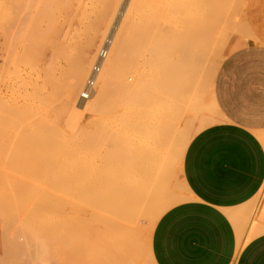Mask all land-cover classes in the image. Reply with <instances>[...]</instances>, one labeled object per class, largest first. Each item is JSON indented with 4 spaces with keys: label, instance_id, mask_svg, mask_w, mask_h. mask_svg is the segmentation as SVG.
Instances as JSON below:
<instances>
[{
    "label": "bare ground",
    "instance_id": "bare-ground-1",
    "mask_svg": "<svg viewBox=\"0 0 264 264\" xmlns=\"http://www.w3.org/2000/svg\"><path fill=\"white\" fill-rule=\"evenodd\" d=\"M54 1L56 4H61L62 6H64V8L66 10L69 11V9L71 8V6H75V5H72V1L70 0H52ZM86 1L88 0H76V4H77V7H85L83 5L86 4ZM90 1V0H89ZM231 1L232 0H198V3L199 4V7H195L197 8L196 10L192 7V6H189V4L193 5L195 4L193 2V0H178L176 1V5L179 6V9L181 11H184V13L187 15L188 17V20H186L184 23H178L177 21L175 22L174 21V18L172 17H166L164 18L162 15V17H159V19L155 20V23H151V20H148L147 23H145V29H144V33H143V40H144V61H145V68L142 70H138L136 72H134L132 75H129V76H124V78L122 79V81L120 80L119 83H118V80H117V84L120 86V88H122L123 90V94L121 96V100L119 98V101L120 103H118L119 101L118 98H116V101L114 103H116L114 109H116L115 111V114L114 119L113 121V126H116L115 127V133L117 132L118 134L117 135H122V136H126V131L125 132H122L124 130L125 127L129 126L130 125V122H134L136 120H142L144 123V127H143V131L147 134L149 131V127H151V122L156 120L158 117H160V112L163 111V109H166L168 113L171 114V108L168 109L165 104L166 102L168 103V101H173V100H168L169 98H172L176 95H184V98L187 97L186 95L191 91V89H196V87H194V84L196 83L197 79H196V76L198 75V70L200 68H198L197 66V61H199L200 58H202V55H205V59L207 61V66H206V70H205V74L208 76V87H209V92L207 94H209L206 99V111H204L202 109V95H200V92L198 93L197 95V99L189 106H186L184 110H182L181 112V115H179V120L181 122L178 121V134L179 138L181 136H185L183 135L182 131L184 129L185 131V127L184 126H189L191 125L192 128H188L187 130L189 129H192L193 132H195L196 130V127L198 128V122L201 121V116L203 115V119L204 120V124L207 126V128H210L211 126L213 125H217V124H220V123H224L226 122V118L225 116L223 115V113L221 112V110L219 109L218 105H217V102H216V98H215V92H214V83H215V78H216V74L218 72V69L222 63V61L228 56L230 55L232 52H234L235 50L239 49L240 47H245L244 45L247 44V43H250L252 40H253V36L251 34V32L249 31V26L247 27L246 23L243 25V23L245 21L240 22V19H238V16L237 15H233L232 13V16H230V11H231V8L232 5L231 4ZM234 3H235V7H234V13H239L240 9L242 6H245V2H247L246 0H233ZM257 1V0H256ZM8 2V1H7ZM51 3L52 4H55V3ZM100 2V1H99ZM141 0H103V2L101 3V5H98L96 8H98V17L95 15V17L97 18V20L94 18V21L95 23H93L91 25V31L89 32L90 35L87 37V39H85L83 42V44H80L82 45L80 47L81 49V54L79 55V57H73L71 56L70 57V54L72 53V49H75L73 48V46L70 47L72 48L70 50V54L67 55L66 54V51H64L65 49L64 48H61L64 49L62 50V52L58 53V55L62 56V58H64V60H66L67 58V61H68V64H66L69 68H70V72L69 74H64V73H68L69 70L65 71L63 70V73L64 75H61V73L59 74L58 73V77L56 75H54L56 72V70H52V75L50 74V76L46 75L48 77V80H46L47 78H45L44 80V83L46 81H49L51 82L50 84L53 86V82H55L56 80H53V79H56L55 77H57V79L61 76L65 77L64 80L69 78V81L66 80V82L68 83L67 85V88L65 87L66 89V92H63L65 95V100L62 101V103H64L68 108H70L69 110H71L73 113L74 116H73V119H75L77 116L81 119V120H84V115L85 112H93L95 111V109H97L98 107H100V105H102V103H105L103 101H105V97L107 95V89L109 88L111 82H112V78H115L114 76V73H115V70L119 67L118 66V63L120 61V59L122 58V55L123 53L125 52V50L127 49V45H128V39H130L131 37L134 38V30H133V25H134V21L135 19L137 18V15H138V6L140 4ZM9 3V2H8ZM174 3V2H173ZM174 3V4H175ZM98 4V3H97ZM166 4V3H165ZM263 4V3H262ZM10 5V4H8ZM18 4H16L17 6ZM92 5V4H91ZM5 6H6V3H5ZM15 6V7H16ZM54 6V5H52ZM52 6L50 7L52 9ZM96 6V5H95ZM147 6V5H146ZM166 6V5H165ZM174 6V5H173ZM198 6V5H197ZM250 6V5H249ZM7 7V6H6ZM9 7V6H8ZM7 7V8H8ZM12 7V6H11ZM21 7V6H20ZM19 6L13 10L11 9L12 11L10 12V8L7 9V8H2L4 10V13L3 16L6 15V18H5V24H6V19L8 17L9 14H11V16H13V13H18L17 16L15 17V14H14V17L13 19L15 20L16 24L14 23V20L13 22L11 21V17L9 19L8 17V20H10V23L13 25H11L10 23H8L6 26L3 25V28H2V32H3V41L0 43V45L2 46V59H3V63L1 64L0 66V169L2 167V169H5L3 168L6 167L7 168V164L5 162H3V155L6 156L8 151L10 150V144H9V140L11 139V143L13 141L14 143V146L16 145V148L15 150L17 151V147L18 146H21L22 145L24 147H20V150L18 152H21L20 156L23 158L25 157L23 161V159H18L20 164L22 165H26V167L28 166L29 168H35L36 170L38 169H41V170H45L46 169V172L48 171V168L51 172H54V170L58 169V167H60L62 164V169H58V172L59 173H63L64 174V171H65V167L63 166L64 165V162L65 160L67 159V157L62 154L63 152H67L69 150L66 151V148L64 151H62V153L58 154L60 152V150L56 151L55 148H52L53 146H49V140L53 141L55 143V139L52 138L53 136H55L56 132L58 133V131H55L54 129H52L53 127L56 128L57 130V126L55 127L51 124H48L50 121L48 120H51L52 116H51V113H50V109L49 107H53L54 104H51L49 101L53 100V102H57V101H54L55 99H53V97L57 98L59 97V95L61 94L60 93V87H59V84L57 83L59 81H56V88H58V92L60 93L58 96H53L52 94H56L57 91H54L55 89L52 87L51 89V95L53 96L51 98V100L48 98V102L53 105V106H49L46 105V100H47V96L44 95V97H42V99H44L45 101V105L46 108L44 105V107L41 105V103L43 102H40L41 99L40 97L43 95V93L41 94V92L43 91V88L45 86H42L44 83L42 81L43 84H41V88L38 89L39 87H37L38 83L36 81L35 83V80H36V77L33 79L34 82L33 84H31L32 88H34V90L37 92L39 91L40 93H35V91H31L33 94H38L40 97H38V95H34V96H37L38 100L32 98V94L30 92L27 93L28 90H26V92H22V90H20L19 92H21V94H25L26 96L29 94L31 95V97L28 95L29 97V100L31 98V101H27L28 102V105L24 106L23 105V100H22V105L25 107H23V109L25 110L23 113L24 115L22 116L23 113H21L22 110L21 107H20V104L19 106H17L16 104V101L10 97V99H12L13 101V106L11 104H9L8 102V99H7V93L9 92V86H8V83H7V76H8V68H10V65L8 61V59H10V52L11 50L13 49L12 47L9 48V44L11 46L12 44V41H8V37H9V34L11 33L10 36H12V39H13V42H15V45H16V50L19 52L21 51L24 47V43H23V35L29 37L27 33L24 34V31H25V20H27V17L28 16V19L29 18V15L28 13H23V11H20L18 10L20 8ZM48 7V6H47ZM119 7V8H118ZM14 8V7H13ZM63 8V7H62ZM75 8V7H74ZM73 8V9H74ZM171 8V7H170ZM244 8V7H243ZM247 8V7H246ZM49 9V8H48ZM50 9V10H51ZM64 9V10H65ZM72 9V10H73ZM178 9V10H179ZM40 10V9H39ZM81 10V8H80ZM79 10V12H80ZM246 10V9H245ZM15 11V12H14ZM54 11V10H52ZM74 11L76 12V10L74 9ZM85 11V10H84ZM1 12V11H0ZM32 12V11H31ZM44 12V11H43ZM72 12V11H71ZM78 12V11H77ZM87 12V11H86ZM92 12V11H91ZM90 12V13H91ZM243 12V11H242ZM240 12V13H242ZM246 12V11H245ZM3 13V12H2ZM30 13V12H29ZM45 13V12H44ZM50 13V12H49ZM69 13V12H68ZM74 13V12H73ZM89 13V12H88ZM172 13V12H170ZM179 13V12H178ZM239 13V14H240ZM247 13V12H246ZM27 14V15H26ZM32 14V13H31ZM38 14L40 15V12L37 13V18H38ZM51 14V13H50ZM67 13L64 14V16L66 15ZM81 14V13H79ZM83 15L84 12L82 13ZM92 14V13H91ZM96 14V13H95ZM176 14V13H175ZM184 14V15H185ZM243 14V13H242ZM35 16V14H32ZM31 15V16H32ZM43 15V13H42ZM47 15L46 17H48V12H46V14H44V16ZM55 15V14H54ZM54 15H51V18L52 20L54 19ZM59 16V14H57ZM70 15V14H69ZM88 15V14H87ZM173 15V14H172ZM2 16V17H3ZM10 16V15H9ZM30 16V17H31ZM43 16V17H44ZM68 16V15H67ZM93 16H94V13H93ZM183 16V15H182ZM40 17V16H39ZM45 17V18H46ZM63 17V16H62ZM66 17V16H65ZM82 17V15H81ZM86 17V16H85ZM85 17H84V20H85ZM245 17V16H244ZM35 18V17H34ZM42 18V17H41ZM58 18V17H57ZM67 18V17H66ZM83 18V17H82ZM91 18V17H90ZM40 18H38L39 20ZM50 19V18H49ZM150 19V18H149ZM155 19V18H154ZM34 19H32L33 21ZM44 20V18L42 19ZM48 20V19H46ZM56 20V19H54ZM53 20V22H54ZM176 20V19H175ZM264 20V19H263ZM30 21V20H28ZM31 21V23H32ZM88 21V20H87ZM3 22V21H2ZM41 23H43L42 21H40ZM49 23L51 21H48ZM59 22V21H58ZM63 22V21H62ZM61 22V23H62ZM247 22V21H246ZM4 23H1V24H4ZM34 23H36L34 21ZM33 23V25H35ZM38 25H39V22L37 21ZM52 23V22H51ZM50 23V24H51ZM65 23H66V20H65ZM63 23V24H65ZM84 23V22H83ZM11 25V26H8V25ZM29 24V23H27ZM86 24V23H85ZM250 24V23H249ZM36 25V26H38ZM46 25H47V22H46ZM59 25V24H58ZM62 25V24H61ZM60 25V26H61ZM72 25V24H71ZM83 25V24H82ZM243 25V26H242ZM1 26V25H0ZM27 26V25H26ZM49 26V25H47ZM59 26V27H60ZM245 26V31H247V33L241 29V27H244ZM2 27V26H1ZM0 27V28H1ZM31 27V25H30ZM28 27V30H32L34 29L33 26L32 28ZM51 27V25L49 26V28ZM64 27V26H63ZM62 27V28H63ZM69 27V26H68ZM75 27V26H74ZM89 27V26H88ZM44 28V27H43ZM66 28V27H64ZM90 28V27H89ZM88 28V29H89ZM249 28V29H248ZM252 28V26H251ZM36 29L38 30V27H36ZM48 29V27H47ZM69 29H71L69 27ZM76 29V28H75ZM40 30V28H39ZM50 30H52V34H53V37H57V22L55 21L54 23H52V27L50 28ZM62 31V29H59V31ZM72 30V29H71ZM81 30V29H80ZM240 30H243L242 33H240L241 31ZM43 31H46L45 28L43 29ZM69 31V30H68ZM67 31V32H68ZM84 31V30H83ZM26 32V31H25ZM31 32V31H30ZM33 32V31H32ZM40 32V31H39ZM82 32V31H81ZM254 32V31H253ZM37 33V32H36ZM41 33V32H40ZM43 33V32H42ZM51 33V32H50ZM83 33V32H82ZM245 34V37L243 36ZM27 34V35H26ZM32 34V33H31ZM62 34V33H61ZM60 34V36H61ZM69 34V33H68ZM72 34V33H71ZM81 34V33H80ZM85 34V32H84ZM243 34V35H242ZM41 35H44L41 34ZM39 35V36H41ZM46 35V33H45ZM44 35V37H45ZM48 35V34H47ZM46 35V36H47ZM63 35V34H62ZM67 35V33L65 34ZM83 35V34H82ZM172 35H177L178 36V39H176L175 41H170L168 40L170 37H172ZM254 35V34H253ZM24 36V37H25ZM68 36V35H67ZM65 36V37H67ZM70 36V34H69ZM33 37V36H32ZM43 37V36H42ZM74 37V36H73ZM82 37V36H81ZM80 37V38H81ZM85 37V36H84ZM174 37V36H173ZM34 38V37H33ZM38 38V37H37ZM58 38V37H57ZM62 38V37H61ZM75 38V37H74ZM77 38V37H76ZM131 38V39H132ZM176 38V37H175ZM174 38V39H175ZM44 39V38H43ZM42 39V40H43ZM46 39V38H45ZM60 39V38H59ZM68 39V37L66 38ZM10 40H11V37H10ZM34 40V39H33ZM37 40V39H36ZM52 40V39H51ZM28 41V40H27ZM62 41V40H61ZM66 41V40H65ZM67 41H70V40H67ZM82 40H80L81 42ZM55 42H56V39H55ZM78 42V41H77ZM39 43V42H37ZM36 43V44H37ZM42 43V42H41ZM50 43V49H51V45L52 43ZM69 43V42H68ZM67 43V44H68ZM14 44V43H13ZM12 44V45H13ZM43 44V43H42ZM56 44H60V43H56ZM67 44H64V46L66 47ZM14 45V46H15ZM39 45V44H37ZM48 45V44H47ZM54 45V43H53ZM255 45V44H253ZM258 45V44H257ZM26 46V44H25ZM42 46V45H40ZM56 45H54L55 47ZM33 47V46H32ZM43 47V46H42ZM41 47V48H42ZM44 47H47L46 45H44ZM59 49V45L57 46ZM75 47V46H74ZM14 48V49H15ZM38 48V47H37ZM68 48V46H67ZM11 49V50H10ZM13 49V51H14ZM25 50L27 49L26 47L24 48ZM45 49V48H44ZM48 49V48H46ZM48 49V50H50ZM78 49V48H77ZM10 50V51H9ZM15 50V51H16ZM43 50V49H42ZM41 50V52H42ZM56 50V49H54ZM69 50V49H68ZM76 50V49H75ZM74 50V52H75ZM79 50V49H78ZM14 51V53H15ZM24 51V50H22ZM28 51V50H27ZM27 51H26V56H27ZM38 51V50H37ZM44 51V50H43ZM80 51V50H79ZM143 51V50H142ZM53 52V51H52ZM55 52V51H54ZM59 52V51H58ZM65 52V53H64ZM77 52V51H76ZM25 56V53L22 52ZM33 53L35 55V51L33 50ZM38 53V52H37ZM36 53V54H37ZM236 53V52H235ZM31 54V52H30ZM45 54V52L43 53ZM48 54V53H47ZM15 55V54H13ZM21 55V53H20ZM19 55V56H20ZM41 55V54H40ZM51 55V54H50ZM54 56H56L57 58V55H55L53 53ZM9 56V58H8ZM22 56V55H21ZM20 56V57H21ZM33 56V55H32ZM36 56V55H35ZM34 56V58H35ZM47 56V55H46ZM45 56V57H46ZM77 56V55H76ZM28 57V56H27ZM31 57V56H30ZM41 57V56H40ZM50 59L52 58L51 56H49ZM22 58V57H21ZM29 58V57H28ZM44 58V57H43ZM55 58V57H53ZM76 58V59H75ZM204 58V57H203ZM32 59V58H30ZM69 59V60H68ZM43 60V59H42ZM47 60V59H46ZM53 59H51L52 61ZM55 60V59H54ZM57 60V59H56ZM40 61V59H39ZM65 61V62H67ZM201 61H203L201 59ZM9 62V63H8ZM33 62V61H32ZM19 63V62H18ZM25 63V62H24ZM31 63V62H30ZM48 63V62H47ZM46 63V65H47ZM53 63H56V61H54ZM60 64V62H58ZM22 64V63H21ZM29 64V63H28ZM9 65V66H8ZM30 65V64H29ZM35 65V63L33 64ZM32 65V66H33ZM52 65V62L51 64ZM55 66V64H53ZM204 65V63H203ZM16 66V64H15ZM25 66V65H24ZM28 66V65H27ZM41 66V65H40ZM53 66V67H54ZM63 66V65H62ZM65 66V65H64ZM120 66V64H119ZM135 66V65H134ZM17 67V66H16ZM29 67V66H28ZM51 67V68H53ZM61 68L59 70H62L63 67H61L60 65H58V68ZM39 68V67H38ZM42 68V67H41ZM56 68V66H55ZM140 68V67H139ZM198 68V69H197ZM24 70V67L22 68ZM34 69V66L33 68ZM57 69V68H56ZM67 69V67H66ZM205 69V68H204ZM10 70V69H9ZM31 69H29L30 71ZM38 70V69H36ZM40 70V69H39ZM44 70V68H43ZM46 70V69H45ZM58 70V69H57ZM201 70H202V67H201ZM41 71V70H40ZM47 71V70H46ZM45 71V72H46ZM20 72V71H19ZM26 71H24L23 73H25ZM28 72V71H27ZM26 72V75L28 77V73ZM31 72V71H30ZM50 72V71H49ZM55 72V73H53ZM60 72V71H59ZM22 73V74H23ZM37 73V72H36ZM20 74V73H19ZM30 74V73H29ZM45 74H48L45 73ZM202 74V72H201ZM25 75V76H26ZM70 75V76H69ZM41 76V75H40ZM39 76V77H40ZM69 76V77H68ZM33 76H31V74L29 75V78H31ZM43 77V76H42ZM63 77L62 80H63ZM118 77V75H117ZM123 77V76H122ZM10 78V77H9ZM30 82L32 83L31 79H29ZM53 78V79H52ZM198 78V77H197ZM200 78V77H199ZM20 79L22 80L21 83H18L19 86H21V84L27 86L28 87H31V86H28V82L25 81L24 77V82H23V79H22V76L20 74V77L18 78V80L20 81ZM37 79L38 76H37ZM41 79V77H40ZM118 79V78H117ZM204 79V78H203ZM206 79V78H205ZM204 79V80H205ZM52 80V81H51ZM114 80V79H113ZM116 80V79H115ZM13 81V80H12ZM206 81V80H205ZM9 82V81H8ZM41 81H39L40 83ZM61 82L60 84H63L62 82L63 81H59ZM26 83V84H25ZM48 82L45 83V85H48L47 84ZM115 85H116V81L114 82ZM202 83V82H201ZM65 84V83H64ZM63 84V85H64ZM205 84V82H204ZM203 84V85H204ZM12 85V84H11ZM30 85V84H29ZM40 85V84H39ZM197 85H199L197 83ZM16 88H18L19 86H17L15 84ZM23 86V87H25ZM34 86V87H33ZM61 86V85H60ZM66 86V84H65ZM114 86V84L112 85ZM118 86V87H119ZM205 86V85H204ZM205 86V87H207ZM22 87V86H21ZM22 87V88H23ZM43 87V88H42ZM48 87V86H46ZM64 87V86H63ZM62 86L61 88L64 89ZM111 87V86H110ZM200 87V86H199ZM31 88V90H32ZM120 88H117L118 90ZM19 89V88H18ZM207 89V88H206ZM24 90V91H25ZM49 90V89H47ZM46 90V93H48V91ZM118 90L116 92H118ZM121 90V89H120ZM200 90V89H199ZM16 91H18L16 89ZM45 91V89H44ZM193 91V90H192ZM203 91V89H202ZM113 92V91H112ZM120 92V93H121ZM111 93V92H110ZM14 94V93H13ZM45 94V93H44ZM58 94V93H57ZM117 94V93H116ZM192 94V93H191ZM197 94V93H196ZM47 95V94H46ZM189 95V94H188ZM63 96V95H62ZM117 96V95H116ZM108 97V96H107ZM106 97V98H107ZM110 97V96H109ZM113 97V96H112ZM115 98V97H114ZM176 98V97H174ZM183 97L181 96V99ZM183 98V99H184ZM190 98V96H189ZM9 99V100H10ZM59 99V98H58ZM57 99V100H58ZM61 99V97H60ZM59 99V100H60ZM63 99V98H62ZM113 99V98H112ZM111 99V100H112ZM173 99V98H172ZM180 99V98H179ZM180 99V100H181ZM182 99V100H183ZM187 99V98H186ZM109 100V98H108ZM115 100V99H113ZM175 100V99H174ZM11 101V102H12ZM26 101V99L24 100ZM110 101V100H109ZM185 101V100H183ZM52 102V101H51ZM59 102V101H58ZM112 102V101H111ZM175 102V101H174ZM186 102V101H185ZM189 102V100L187 101ZM19 103H20V100H19ZM61 104V102H59ZM184 103V102H183ZM205 103V101H204ZM26 104V103H25ZM56 104V103H55ZM170 104V103H169ZM175 104V103H173ZM185 104V103H184ZM11 105L13 109V112L16 110L17 111V107H18V110H20L18 112V114H20V117H21V120L23 121L22 123L24 124V126H22L21 123H18L17 125V128L15 127L14 129H17L18 132L16 131V134L13 132L12 134L15 136H13L14 138H16V136H18L16 139H14L13 137L11 136H8L9 133L7 132V126H8V123L6 124V113L9 112L12 108L9 106ZM15 105V106H14ZM21 105V106H22ZM58 105V104H57ZM105 105V104H104ZM113 104L111 103V106ZM28 106L29 109L31 110H34L36 113L38 111V114H39V118L37 119H32L30 121H32L31 123L29 122L28 119H31V117H29V113L28 112V108H26ZM61 106V105H60ZM60 106H57V108L59 107L61 109ZM63 106V105H62ZM103 106V105H102ZM101 106V107H102ZM185 106V105H184ZM11 109H10V108ZM20 107V109H19ZM108 107V106H107ZM113 107V106H112ZM117 107V108H116ZM170 107V105L168 106ZM173 107V105H172ZM178 107V106H177ZM56 108V107H55ZM59 108L58 109H52L57 112H55L57 115V118H59V113H63V112H58L59 111ZM110 108V107H109ZM27 109V110H26ZM48 109V110H47ZM99 109V108H98ZM102 109V108H101ZM31 110L29 112H31ZM51 110V111H52ZM64 110V107L61 111ZM67 110V109H66ZM109 110V109H108ZM111 110V109H110ZM27 111V112H26ZM100 111V110H99ZM98 111V112H99ZM11 112V111H10ZM15 112V113H17ZM26 112V113H25ZM109 112V111H108ZM31 113H33V115L31 114V116H33L34 118L36 117V114L32 111ZM65 113V111H64ZM63 113V114H64ZM70 113V111L68 112ZM95 113V112H94ZM101 113V112H100ZM106 113V112H105ZM104 113V114H105ZM202 113V114H201ZM27 114V115H25ZM62 114V115H63ZM162 114V113H161ZM9 116H11L10 114H8ZM16 115V114H15ZM164 115V114H163ZM162 115V116H163ZM167 115V114H166ZM28 118H26V117ZM56 116V115H55ZM64 116V115H63ZM71 116V115H70ZM69 115L67 116V118L65 119L67 122H68V117H70ZM76 116V117H75ZM16 117V116H15ZM75 117V118H74ZM174 118V115L172 116ZM14 118V117H13ZM24 118L27 119V123L28 124H25L24 120L22 119ZM51 118V119H50ZM65 118V117H64ZM72 118V116H71ZM168 118V116H167ZM172 118V119H173ZM176 118V117H175ZM199 118H201L200 120H198ZM43 121L47 119V122H43L42 125H40L39 123H36L34 121H40L42 120ZM80 119H76V120H80ZM165 119V118H164ZM56 121L54 122L53 120V123L55 124L57 122V119H55ZM97 120V119H96ZM95 120V122H96ZM104 120V118H103ZM168 120V119H167ZM178 120V119H177ZM60 121V120H59ZM58 121V122H59ZM64 121V120H63ZM72 121V120H71ZM75 121V120H74ZM73 121V122H74ZM157 121V120H156ZM155 121V123H156ZM165 121V120H163ZM17 122V120H16ZM57 122V124H58ZM70 122V120H69ZM108 122H112V121H108ZM139 122V121H138ZM137 122V123H138ZM169 122V121H168ZM173 122V121H172ZM46 123L48 124V127L45 126ZM51 123V122H50ZM66 123V122H65ZM87 123V122H86ZM100 123V122H99ZM164 123V122H163ZM162 123V124H163ZM21 124L22 127H19L21 129H18V126ZM39 124V127L42 128L41 131L43 130V125H44V129H46L45 127H47V129L50 127V129L52 130L51 132H54L53 136L51 137H40L38 135H35L38 131H40L39 127L37 126ZM91 124V122H90ZM92 124H95V123H92ZM140 124V123H139ZM203 124V125H204ZM12 125V124H11ZM16 125V124H15ZM36 125V127H35ZM51 125V126H50ZM61 125V123L59 124ZM66 125V124H65ZM67 125H70V123ZM66 125V126H67ZM72 125V123H71ZM96 125V124H95ZM101 125H103V127L105 126L104 123H102ZM169 125V123L167 124V126ZM98 126V124L96 125ZM95 126V127H96ZM109 126V125H108ZM120 126V127H118ZM134 126V125H133ZM172 126V125H171ZM170 125L168 127H164V132H170L171 130V127ZM13 127V126H12ZM38 127V128H37ZM52 127V128H51ZM61 127V126H60ZM76 127V126H74ZM92 127V126H91ZM90 127V128H91ZM94 127V126H93ZM111 127V126H110ZM152 127L153 124H152ZM161 127V126H160ZM201 127H205V126H201ZM68 128V126H67ZM70 128H73V126H70ZM88 128V127H87ZM97 128V127H96ZM108 128V127H107ZM128 128V127H127ZM200 128V127H199ZM206 128V129H207ZM46 129V130H47ZM48 129V130H50ZM78 129V128H77ZM92 129V128H91ZM99 129L100 128V125H99ZM106 129V128H105ZM113 129V128H110L109 131ZM142 129V128H141ZM152 129V128H151ZM162 129V128H161ZM201 129V128H200ZM87 131H89V129H86ZM94 130V129H93ZM140 130V129H139ZM163 130V129H162ZM173 130V129H172ZM176 130V129H175ZM202 130V129H201ZM19 131H22V132H19ZM80 131V128L79 130ZM81 131L84 133L85 131V128H84V131H83V128L81 129ZM96 131V130H95ZM99 132H101L100 130H98ZM104 131V130H103ZM107 131V130H106ZM129 131V130H128ZM141 131V130H140ZM158 131V130H157ZM46 131L44 130L43 133H45ZM50 132V131H49ZM49 132H47L49 134ZM50 132V134H51ZM76 132V131H75ZM81 132V133H82ZM105 132V131H104ZM130 132V131H129ZM132 132V131H131ZM137 132V131H135ZM189 133L191 131H188ZM199 132V131H198ZM8 133V134H7ZM18 133V134H17ZM20 133H22V135H20ZM44 134V136H46V134ZM62 133V132H61ZM80 133V132H77V134ZM86 133V132H85ZM84 133V134H85ZM94 133V132H93ZM92 133V134H93ZM111 133V132H110ZM128 133V132H127ZM144 133V134H145ZM155 133V132H154ZM161 133V132H160ZM11 134V133H10ZM25 134V136L23 135ZM51 134V135H52ZM75 133H73L74 135ZM75 134V136L77 135ZM90 134V133H89ZM113 134V133H112ZM136 134V133H135ZM134 134V135H135ZM150 134V132H149ZM152 134V132H151ZM192 134V133H191ZM65 135V134H64ZM82 135V134H81ZM88 135V133H87ZM87 135H86V138H87ZM96 135V133H95ZM93 135V136H95ZM103 135V134H102ZM101 135V136H102ZM130 135V134H129ZM153 137H154V134H152ZM256 135L259 137V139L263 142L264 144V131H258L256 132ZM22 136H24V138H22ZM57 136V135H56ZM68 136V135H66ZM65 136V137H66ZM97 136V135H96ZM98 136H99V133H98ZM100 136V137H101ZM104 136V135H103ZM110 136V135H109ZM136 136V135H135ZM143 136V134H142ZM157 136V135H156ZM168 136V135H167ZM175 136V135H174ZM177 136V135H176ZM21 139H18L20 138ZM59 137V136H57ZM56 137V138H57ZM63 137V133L61 134V137L59 139H62ZM70 137V135H69ZM73 137V136H72ZM90 137V136H88ZM92 137V136H91ZM100 137H97V138H100ZM107 136H105L104 138H106ZM130 137V136H129ZM139 137V135H138ZM141 137V136H140ZM145 137V136H144ZM148 137V136H147ZM152 137V136H151ZM159 137V136H158ZM49 138V140H48ZM83 138V137H82ZM85 138V139H86ZM94 139H97L95 137H93ZM111 138V137H110ZM119 138V137H118ZM126 138V137H125ZM132 138V136H131ZM136 138V137H135ZM169 138V137H168ZM167 138V139H168ZM191 138V137H190ZM21 140L20 142H22L21 145H19V143L15 144L14 140ZM23 139V140H22ZM53 139V140H52ZM58 139V138H57ZM66 139H69L68 137ZM72 139V138H71ZM91 139V138H90ZM162 139V137H161ZM172 139H173V136H172ZM55 140V141H54ZM63 140H65L63 138ZM70 140V139H69ZM73 140V139H72ZM77 140V139H76ZM79 140V139H78ZM89 140V139H88ZM92 140V139H91ZM100 140V139H99ZM98 140V141H99ZM111 140V139H110ZM114 140V139H112ZM119 140V139H117ZM124 140V139H122ZM138 140L137 138L133 141H136ZM148 139L143 140L145 142L148 143L147 141ZM183 140V139H182ZM62 141V140H60ZM68 140H66L67 142ZM100 141H103L102 138ZM99 141V142H100ZM160 141V140H159ZM157 141V143L159 142ZM173 141V140H172ZM177 141V139H176ZM186 141V140H185ZM189 141V140H188ZM18 142V141H17ZM52 142L51 145H53L54 143ZM71 141L67 142V143H70ZM73 142V141H72ZM72 142H71V145H72ZM87 142V141H85ZM121 141H114V143H120ZM150 142V140H149ZM155 142V141H154ZM152 142V143H154ZM161 142V141H160ZM62 143H65L62 142ZM62 143H60V147L63 145ZM75 143V141H74ZM73 143V144H74ZM91 143V142H90ZM89 143V144H90ZM96 143V142H95ZM129 143V142H128ZM136 143V142H135ZM163 143V142H162ZM171 143V142H170ZM79 143L77 142V144H74V145H78ZM85 144V143H84ZM82 144V146L84 145ZM94 144V143H93ZM98 144V143H97ZM102 144V143H101ZM121 144V143H120ZM140 144V143H139ZM142 144V143H141ZM164 144V143H163ZM172 144V143H171ZM189 144V142H188ZM57 145V144H56ZM65 145V144H64ZM71 145L69 147H71ZM73 145V146H74ZM81 145V143H80ZM80 145L76 146L77 148L78 147H81ZM117 145V144H116ZM122 145V144H121ZM126 145V144H125ZM132 145V144H131ZM143 145V144H142ZM141 145V146H142ZM144 145H146L145 147V152L143 153H132V152H129L131 150L128 151V153H124L122 151H119L121 149H115V148H112L113 151H114V155L111 153V155L109 154L108 152V149H107V152H108V159L111 160L112 158H114L113 160H111V162L108 164V161H104V162H107L108 165H106V168L105 165L103 164L104 162L102 161V158L103 156H101L102 154H100L101 152L99 151L98 154H96V158L94 156H92V158L90 159L91 162H87L86 160H88L87 158L84 160H82L83 156H81V160H79L78 158V161L77 159L76 160H72V158H77L78 156L77 155H73V157L71 156H68L70 158V160L74 161V164L71 163L70 160L66 161L65 162V165L69 166V168L72 169V171L75 169L77 171H79V175H76V172H75V176L74 178L73 175L74 174H69V168L66 167V170L68 171V173H66L65 175H71L70 176V179H77L75 177L78 176V179L82 178V176H80V172L81 171H85V168L88 167V164L89 166L92 165L93 168H96L98 171L96 172L97 175H96V178L94 182H96V186L94 185V192H91V193H94V194H91L89 195L88 193V196L87 194L86 195V198L84 199L85 200V203L86 202H98V201H101V202H113V203H116L117 205H112L111 203L108 204V205H105L107 209H112V210H120V213L118 211L119 214H125L127 215L126 217L129 218L130 217V222L131 221H134L138 224H140V228L139 230H137L135 233H128L126 236H124L122 239H125L126 242L124 243H120V235L124 234L123 231L120 232V231H117L116 230V227H125L126 229H128L129 226L125 225V221H121V222H118L116 223V221H113V222H110L109 225L105 226L103 225L102 227H99V223H98V227L96 226V228L94 227L93 229H91L89 232L90 233H87V229L86 232L84 230L85 233H83V237L86 239L89 237L90 234H94V233H98L103 235V236H111L113 237L115 240L116 239V236L119 235V240L118 241V237H117V248L118 250H120V256L122 257L123 256V253L125 254V260L126 262H128V264H156L155 262V259H154V256H153V252H152V235H153V231H154V228L156 226V223L158 222V220L160 219V217L166 212L168 211L169 209H172V207L176 206V205H179V204H182V203H185V202H188V201H191V200H194V197H193V194L192 192L190 191L185 179H184V174H183V171H175V170H172V171H169V170H163L161 169V166L162 165H166L168 164V161H167V158L168 157H175L174 155H176V153H174V150H172L171 148V151L173 153H167L166 150H165V153L161 152L163 149L162 148H165L167 146H164L163 147L161 146L160 150L159 149V146L158 144L154 145V146H150L151 145V142L149 145H147L146 143H144ZM182 145V144H181ZM186 145V144H185ZM183 145V146H185ZM59 146V145H58ZM66 146V145H65ZM90 146V145H89ZM88 145H86V147H89ZM94 146V145H92ZM101 146V145H100ZM120 146V145H119ZM118 146V147H119ZM50 147V148H49ZM55 147V146H54ZM64 147V146H63ZM96 147H99V146H96ZM104 147V146H103ZM102 147V148H103ZM130 147V146H129ZM186 147V146H185ZM59 148V147H58ZM62 148V147H61ZM68 148V147H67ZM75 148V146H74ZM90 148V147H89ZM88 148V149H89ZM105 148V147H104ZM103 148V149H104ZM132 148V146H131ZM130 148V149H131ZM179 148V147H177ZM49 149H55L54 151L57 152L56 154L58 155H64L62 158L63 160L59 161L55 158H58V155L55 156L54 153L55 152H52L53 150H50L49 152ZM63 149V148H62ZM79 149V148H78ZM101 149V148H100ZM133 149V148H132ZM136 149V148H135ZM169 149V148H168ZM176 149V148H175ZM76 150V149H75ZM81 150V149H80ZM84 150V149H83ZM86 150V149H85ZM92 150H93V147H92ZM95 150V148H94ZM106 150V149H105ZM122 150H126V149H122ZM82 151V150H81ZM89 151V150H88ZM134 151V150H132ZM75 152V151H74ZM74 152H72L74 154ZM79 152V151H78ZM83 152V154H82ZM82 152H79V154H82L84 155V151ZM97 152V151H95ZM112 152V151H111ZM127 152V151H126ZM179 152V151H178ZM53 153V156H51V154ZM70 155H71V152H69ZM91 153V152H90ZM14 154V153H13ZM76 154V152H75ZM93 154V153H92ZM183 154V153H182ZM89 155V153H88ZM107 155V154H106ZM105 155V156H106ZM112 155L114 157H112ZM19 156V157H20ZM77 156V157H76ZM87 156V155H85ZM14 157V156H13ZM66 157V158H65ZM80 157V156H79ZM91 157V156H90ZM2 158V159H1ZM120 158V159H118ZM5 159V158H4ZM55 160L56 163H55V166H58V167H55V169L52 167V165H54V161H53V164L51 165V160ZM170 159V158H169ZM21 160V161H20ZM177 160V159H176ZM175 160V161H176ZM76 161V162H75ZM82 161V162H80ZM88 163L87 166L84 167V162ZM174 161V159H173ZM18 162V161H17ZM18 162V163H19ZM59 162V165H56L58 164ZM61 162V163H60ZM69 162V164H68ZM79 163V164H78ZM91 163V164H90ZM174 163V162H173ZM176 163V162H175ZM174 163V164H175ZM179 163V162H178ZM81 164V165H80ZM106 164V163H105ZM180 164V163H179ZM19 164H17L18 166ZM74 165V167H73ZM76 165H77V169H76ZM83 165V167H82ZM178 165V164H177ZM20 166V165H19ZM82 167V170L80 171V168ZM173 166V165H172ZM179 166V165H178ZM182 166V165H181ZM64 167V168H63ZM80 167V168H79ZM165 168H170L171 166H164ZM23 168V167H22ZM28 168V169H29ZM38 168V169H37ZM54 170H53V169ZM74 168V169H73ZM84 168V169H83ZM182 168V167H181ZM180 168V169H181ZM53 171H52V170ZM79 169V170H78ZM87 169V168H86ZM90 169V168H89ZM19 170V167L18 169ZM34 170V169H33ZM74 170V171H75ZM88 170V169H87ZM86 170V171H87ZM95 170V169H93ZM6 171V169H5ZM21 171V170H20ZM19 171V172H20ZM28 171H31V169H29ZM61 171V172H60ZM63 171V172H62ZM65 171V172H67ZM70 172V173H74L73 172ZM83 171V172H84ZM7 172V171H6ZM24 172V171H23ZM27 172V171H26ZM34 172V171H33ZM82 172V173H83ZM92 172V170H91ZM87 173V172H86ZM90 173V171H89ZM2 174V173H1ZM28 174V173H27ZM32 174V173H31ZM40 174V173H38ZM59 174V175H61ZM62 174V176H63ZM94 174V173H93ZM92 174V176H93ZM18 175V174H17ZM22 175V174H21ZM52 175V174H51ZM64 175V178L67 177ZM89 175V174H87ZM91 175V174H90ZM89 175V176H90ZM15 176V175H14ZM80 176V177H79ZM86 177V178H92V177ZM95 176V175H94ZM8 177V176H7ZM6 177V178H7ZM13 177V176H11ZM10 177V178H11ZM23 177V175H22ZM36 177V175H35ZM53 177V176H52ZM59 177V176H58ZM9 178V179H10ZM38 178V177H37ZM68 178V177H67ZM4 179V178H2ZM12 179V178H11ZM18 179V178H17ZM31 179V178H30ZM55 179V178H54ZM59 179V178H58ZM69 179V180H70ZM1 180V179H0ZM6 180V179H5ZM15 180V179H14ZM62 179L60 178V181ZM68 180V181H69ZM71 180L69 181V183L71 184ZM74 180V181H75ZM85 180V179H84ZM7 181H8V178H7ZM22 181V180H21ZM50 181V180H49ZM51 181H52V178H51ZM54 181V180H53ZM66 179V182L67 184H69ZM73 181V180H72ZM93 181V180H92ZM25 181H23L24 183ZM57 181H55L56 183ZM77 182V181H76ZM83 182V180H82ZM81 182V183H82ZM85 182V181H84ZM90 182V181H89ZM101 184L103 183V185H97V183H100ZM7 183V182H6ZM22 183V182H21ZM75 183V182H74ZM78 184L79 183V180L77 182ZM76 183V184H77ZM26 184V183H25ZM28 184V183H27ZM76 185V186H79V185ZM86 184V182H85ZM51 185V184H50ZM83 184L80 185V189H84L83 187H81ZM87 185V184H86ZM89 185V184H88ZM20 186V185H19ZM27 186V185H26ZM25 186V187H26ZM32 186V185H31ZM71 186V185H69ZM75 186V185H74ZM46 187V186H45ZM88 186H86V191H87V188ZM65 188V187H64ZM73 188V187H71ZM77 188V187H75ZM74 188V189H75ZM29 189V188H28ZM59 189V188H58ZM78 189V188H77ZM80 189H78L79 191H81ZM54 190V189H53ZM68 190H70L68 188ZM76 190V189H75ZM77 190V192H78ZM58 191V190H56ZM83 192H85V190H82ZM58 193V192H57ZM80 193V192H79ZM79 193H78V196H79ZM32 194V193H31ZM49 194V193H48ZM47 194V195H48ZM71 194V193H70ZM81 194V193H80ZM83 194V193H82ZM24 195V194H23ZM51 195V194H50ZM75 195V194H73ZM29 196V195H28ZM62 196V195H61ZM65 196V194H64ZM84 196V195H83ZM33 197V196H32ZM31 197V199H32ZM55 197V196H54ZM78 198V197H76ZM30 199V200H31ZM37 199V198H36ZM70 198H68L67 201H69ZM27 200V199H26ZM65 200V201H66ZM49 201V200H48ZM32 202V201H31ZM38 202V201H37ZM48 203V202H47ZM51 203V202H50ZM60 204V203H59ZM95 204V203H94ZM100 204V203H99ZM102 204V203H101ZM37 205V204H36ZM63 205V204H62ZM77 205V204H76ZM97 205V204H95ZM55 206V205H53ZM60 206V205H58ZM72 206V205H70ZM89 206V205H88ZM99 206V205H98ZM103 206V205H102ZM48 207V206H47ZM100 209L104 210L105 209L101 206H99ZM46 208V207H44ZM55 208V207H54ZM62 208V207H61ZM72 208V207H71ZM74 208V207H73ZM88 208V207H87ZM95 208V207H94ZM60 209V208H59ZM63 209V208H62ZM68 209V208H67ZM70 209V208H69ZM93 209V208H92ZM23 210V209H22ZM43 210V209H42ZM58 210V209H57ZM71 210V209H70ZM73 210V209H72ZM87 210V209H86ZM111 210V211H112ZM130 210V211H129ZM32 211V210H31ZM74 211V210H73ZM84 212V211H83ZM89 212V211H88ZM87 212V213H88ZM107 212V211H106ZM244 212V213H243ZM41 213V212H40ZM61 213V212H60ZM90 213V212H89ZM92 213V212H91ZM114 213V211H113ZM112 213V214H113ZM226 215L228 214H232L234 213V216L236 215H242V214H245L243 216H245L244 218V221L241 223H239V225L235 227L236 229V232H237V252H240L245 246L246 244L251 240V238L253 237L254 234H256V229L257 227L259 226L258 223L261 219L262 216H264V185L261 187V190L260 192L252 199L250 200L248 203H245L244 205L240 206V207H237L236 209H233V210H226L225 211ZM14 214V213H13ZM36 214V213H35ZM69 214V213H68ZM94 214V212H93ZM73 215V214H72ZM97 215V214H96ZM100 215V214H98ZM117 215V213H116ZM115 215V216H116ZM14 216V215H13ZM17 216V215H16ZM84 216H88L89 219L90 216L89 215H84ZM120 216V215H119ZM242 216V218H243ZM29 217V215H28ZM69 217V216H68ZM100 217V216H99ZM102 217V216H101ZM118 217V216H117ZM25 218V217H24ZM42 218V216H41ZM44 218V217H43ZM110 218V217H108ZM231 218V217H230ZM241 218V216L239 217ZM84 219V218H83ZM94 219V218H93ZM98 219V217L96 218ZM100 219V218H99ZM233 220H237V216H236V219L232 218ZM16 220V219H15ZM57 220V219H56ZM112 220V219H110ZM116 220V219H115ZM119 220V219H117ZM122 220V219H121ZM231 220V219H230ZM233 220H231L233 222ZM240 220V219H239ZM12 221V220H11ZM53 221V220H51ZM62 221V220H61ZM78 221V220H77ZM95 221V220H94ZM97 221V220H96ZM95 221V222H96ZM101 221V220H100ZM104 221V220H103ZM264 221V220H263ZM263 221H262V224H263ZM15 222V221H14ZM43 222V221H42ZM60 222V221H59ZM66 222V221H65ZM84 222V221H83ZM87 222V221H85ZM94 222V223H95ZM236 222V221H235ZM27 223V222H26ZM58 223L57 221L53 224H56ZM72 223V222H71ZM90 222H88L89 224ZM93 223V222H92ZM91 223V225H93ZM106 223V222H105ZM104 223V224H105ZM237 223V222H236ZM63 224V223H62ZM67 224V223H66ZM137 224V225H138ZM260 224V223H259ZM61 225V223L59 224ZM85 225L84 224H81ZM90 225V224H89ZM91 225L89 227H91ZM130 225H133L130 223ZM235 225V223L233 224ZM30 226V225H29ZM64 226V225H63ZM75 226H78V225H75ZM95 226V225H94ZM135 226V225H134ZM28 227V226H27ZM65 227V226H64ZM71 227V226H70ZM74 227V226H73ZM57 228V227H56ZM68 227H66L65 229H67ZM77 228V227H76ZM87 228V227H86ZM92 228V227H91ZM130 228V227H129ZM259 228V227H258ZM262 228L263 225H262ZM7 229V228H6ZM11 229V228H10ZM19 229V228H18ZM78 229V228H77ZM81 229V228H80ZM89 229V228H88ZM118 229V228H117ZM136 229V228H135ZM50 230V229H48ZM53 230V229H52ZM57 230V229H56ZM122 230V229H121ZM132 231V229H130ZM263 230V229H262ZM47 231V230H46ZM68 231V229H67ZM66 230H64V232H67ZM43 232V231H42ZM54 232V230H53ZM128 232V231H127ZM260 232V231H259ZM264 232V231H262ZM30 233V232H29ZM58 233V231H56V234ZM61 233V232H59ZM12 234V233H11ZM68 234V233H67ZM73 234V233H72ZM259 234L262 235V233H257V235ZM9 235V234H8ZM15 235H17L15 233ZM19 235V234H18ZM22 235V234H21ZM82 235V234H81ZM10 236V235H9ZM44 236V235H43ZM66 236V235H65ZM76 237V235H75ZM74 237V238H75ZM91 237V236H90ZM110 237V238H111ZM5 238V237H4ZM18 238V237H17ZM26 238V237H25ZM73 238V237H72ZM82 238V237H81ZM94 238V237H93ZM41 239V238H40ZM45 239V238H44ZM59 239V238H58ZM61 239V238H60ZM104 239V237H103ZM6 240V239H5ZM33 240V239H32ZM39 240V239H38ZM47 240V239H46ZM49 240V239H48ZM88 240V239H87ZM15 243L16 241L13 240ZM17 241H20L19 238ZM26 241V240H25ZM44 241V240H43ZM53 241V240H52ZM65 241V240H64ZM90 241V240H88ZM105 243H100L99 246H101V244H105L106 243H110L112 242V239L111 241H107L106 239L104 240ZM21 242V241H20ZM22 242L24 243V239H22ZM30 242V241H29ZM59 242V241H58ZM61 242V241H60ZM68 242V241H67ZM72 242V241H71ZM83 242V241H82ZM102 242V240H101ZM122 242V241H121ZM35 243V242H34ZM41 243V242H40ZM44 243V242H43ZM87 243V242H85ZM84 243V244H85ZM114 243V242H112ZM9 244V243H8ZM17 244V243H16ZM16 244H14L13 248L12 246H10L14 252L16 251L15 249L16 248H19L22 244V243H18L19 246H15ZM25 244V243H24ZM22 244V246L24 245ZM42 244V243H41ZM93 244V243H92ZM97 244V242H96ZM96 244H94L96 246ZM26 245V244H25ZM40 245V244H39ZM46 245V244H45ZM70 245V244H69ZM21 246V248H22ZM47 246V245H46ZM65 246V244H64ZM68 246V245H67ZM94 246V247H95ZM98 246V247H99ZM104 246V245H103ZM5 247V246H4ZM44 247V246H43ZM42 247V249H43ZM72 247V246H71ZM85 247V246H84ZM89 247L92 248V246L89 245ZM97 247V248H98ZM108 247V246H107ZM3 248V247H2ZM8 248V246H7ZM19 248V250L21 249ZM35 248V247H34ZM38 248V247H37ZM36 248V249H37ZM87 248V247H86ZM96 248V247H95ZM96 248V249H97ZM104 248V247H103ZM102 247H99V249H103ZM30 249V248H29ZM76 249V248H75ZM78 249V248H77ZM76 249V250H77ZM82 249V248H81ZM80 249V250H81ZM115 249V250H116ZM5 250H9V249H6L4 248L2 250V257H0V260H4L6 258H8L7 256L10 255L9 252H6V256L4 255ZM87 250V249H86ZM89 250V249H88ZM86 251L84 250V257H82L81 259L84 260L83 262H90L88 264H92L93 261H90L89 259H91L90 257H88L87 259V254L90 255L92 254V249L90 251ZM94 250V249H93ZM98 250V249H97ZM109 249H107L108 251ZM26 251V250H25ZM21 253L22 255H24V252ZM29 251V250H28ZM26 251V252H28ZM60 251V250H59ZM95 251V250H94ZM103 251V250H102ZM106 251V249H104V252ZM18 251H16L14 254L12 253V255H16ZM30 252V251H29ZM28 252V253H29ZM36 250L34 251V254H35ZM39 252V250H38ZM66 252V251H64ZM71 252H73V250H71ZM76 252V251H75ZM81 252V251H80ZM83 252V250H82ZM97 252V251H96ZM101 252V251H100ZM103 252V254H104ZM110 252V251H108ZM112 252V251H111ZM117 252V251H116ZM8 253V255H7ZM55 253H57L55 251ZM55 253H54V256H55ZM106 253V252H105ZM20 254V256H21ZM27 254V253H26ZM39 253H37L38 255ZM41 254V253H40ZM72 254V253H71ZM74 254V252H73ZM81 254V253H79ZM78 254V255H79ZM83 254V253H82ZM94 254V253H93ZM97 254V253H95ZM102 254V253H101ZM108 254V253H106ZM106 254L104 258H108L106 257ZM111 254V253H110ZM19 254H17V257L15 259L18 260L19 263H16L17 264H24V262L21 260V258L18 257ZM31 255V254H30ZM28 255V256H30ZM43 255V254H42ZM62 257H63V253L61 254ZM65 255V254H64ZM70 255V253H69ZM77 255V253H76ZM100 255V254H99ZM113 255V254H112ZM4 256L6 258H4ZM27 256V255H26ZM25 256V257H26ZM40 256V255H39ZM45 256V255H44ZM47 256V255H46ZM57 256V255H56ZM66 256L67 253H66ZM92 256V255H91ZM114 256V255H113ZM112 256V257H113ZM14 256H12L13 258ZM22 257V256H21ZM24 257V256H23ZM24 257V258H25ZM76 257V256H75ZM74 257V258H75ZM98 257V256H97ZM101 257V256H100ZM235 257H237L235 255ZM1 258H4V259H1ZM11 258V257H10ZM11 258V259H12ZM36 258V256H35ZM72 258V257H71ZM78 258V257H77ZM102 258V257H101ZM123 258V257H122ZM10 259V260H11ZM38 259V258H36ZM62 259H65L64 257ZM80 259V260H81ZM94 259V258H93ZM115 259V257H114ZM120 259V257H119ZM235 259V260H234ZM234 262H232V264H235V261H236V258H234ZM20 260L22 261L20 263ZM24 260V259H23ZM27 260V259H25ZM32 260V259H31ZM75 260V259H74ZM77 260V259H76ZM89 260V261H88ZM104 260V259H103ZM109 260V258H108ZM112 260V258H111ZM117 260V259H116ZM115 260V261H116ZM8 261V260H7ZM14 261V260H13ZM12 261V262H13ZM28 261V260H27ZM26 261V262H27ZM57 261V260H56ZM58 261H61V260H58ZM66 261V259H65ZM78 261V260H77ZM102 261V260H101ZM106 261V260H105ZM119 261V260H118ZM118 261H116L118 263ZM124 261V260H123ZM3 261H1L0 264H3L2 263ZM4 262H6L4 260ZM25 262V264H26ZM34 262V261H33ZM32 262V263H33ZM39 262V261H38ZM74 262V261H73ZM76 262V261H75ZM81 262V261H80ZM82 262V263H83ZM114 262V261H113ZM112 262V263H113ZM11 263V262H10ZM36 263V262H35ZM41 263L44 264V259L41 260ZM57 263V262H56ZM68 262H66L67 264ZM96 263V262H95ZM105 263V262H104ZM111 263V262H110ZM116 263V264H117ZM7 264V263H5ZM65 264V263H64ZM81 264V263H80ZM84 264V263H83ZM87 264V263H86ZM94 264V263H93ZM99 264V262H98ZM105 264H109V263H105ZM115 264V263H113ZM121 264V263H120ZM124 264V262H123Z\"/></svg>",
    "mask_w": 264,
    "mask_h": 264
},
{
    "label": "rangeland",
    "instance_id": "rangeland-1",
    "mask_svg": "<svg viewBox=\"0 0 264 264\" xmlns=\"http://www.w3.org/2000/svg\"><path fill=\"white\" fill-rule=\"evenodd\" d=\"M9 3H8V2ZM70 1H72L71 3H72V5H75L74 7L73 6H71V8L69 9V11L68 10H66L65 8H64V6H62L61 4H56L54 1H52V0H0V25L2 26H0L1 28H0V43L3 41V30H2V28H3V25H7L8 23H10V20L13 22V17H14V14H15V17L17 16V12L16 13H13V16H11V14H9L8 15V17H9V19H10V17H11V19L9 20V21H7L8 20V17H7V19H6V24L4 23L5 21V18H6V15L5 16H3V14H5L4 13V9H2V8H7L8 6V8L7 9H9L10 10V12L12 11L11 9H13V10H15L18 6L20 7L18 10H20V11H23V13H28V14H30L29 15V18L30 19H28V16H26L27 17V20H25V31H24V34L25 33H29L30 34V36H29V34H28V36L29 37H27V36H25V35H23V43H24V48L26 47L27 49L25 50L24 48L22 49V50H24V51H17L16 50V45H15V42H13V39H12V36H10L11 35V33L9 34V37H8V41H12V44H11V46H10V44H9V48H15L14 49V51H15V53H14V51H13V49L11 50V52H10V59H8V61L9 62H11V63H9V65H10V68H8V76H7V80L9 81H7V83H8V86L10 87L9 88V92L7 93V99H8V102H9V104H11L12 106H13V104L15 103H13V101H12V99H14L15 101H16V99H17V101H16V104H17V106H19V104H20V107H21V109H20V107H19V109L20 110H22L23 109V107L24 106H26V105H28V102L29 101H31V98H30V100H29V97H28V95L31 93L33 96H32V98H33V100L34 99H36V100H38V101H40L39 99H38V97H40L41 96V94L43 93V95L40 97V99H41V101L40 102H42L41 103V105L43 106H45L46 107V105H48V107L51 105V104H54V106L53 105H51V106H53V107H49V111H50V113H51V120H48V121H50L49 123L47 122V119H46V121L45 122H47L48 124H51L52 125V127H53V125L56 127L57 126V130H56V128H52V129H54L55 131H58V133L56 132V134H55V136H53V134H54V132H51L52 130L50 129V127L48 128V129H50V130H48L47 129V127H48V124L46 123V125L45 126H47V127H45L46 129H44V125H43V130L41 131V129L42 128H40L39 127V124L40 125H42L43 124V119L42 120H40V121H34V122H36V123H39L37 126L39 127V129H40V131L41 132H37L35 135H38V136H40V137H52V138H54L55 140V143L53 142V141H51V140H49V138H48V140H49V146H53L52 148H55L56 149V151H57V149H58V151L60 150V152L58 153V154H60V153H62V151H64L65 150V148H66V151L67 150H69V151H67V152H63L62 154H64L66 157H67V159L68 160H70V158L68 157V156H71V157H73V155H77L76 157L77 158H72V160H76L77 159V161H78V158H79V160H81L80 158H81V156H83V158H82V160H84L85 161V159L87 158L88 160H86L88 163L89 162H91L90 161V159L92 158V156H94L95 158H96V154H98L99 153V151L101 152L100 154H102L101 156H103L102 158H104V159H102V161L104 162V161H108V164L111 162V160H113L114 158H112L111 160H109L108 159V157L107 156H109L110 157V155H111V153L114 155L115 153H114V151H113V149L112 148H115V149H126V150H119V151H122V152H124V153H128V151L129 150H131V151H129V152H132V153H143V152H145V147H146V145H144V143H146L147 145H149L150 144V142H151V145L150 146H154V145H156V144H158V146H159V149L161 148V146L163 147V145L164 146H167V147H165V148H162V149H160V150H162L161 152H163V153H165V150H166V152L167 153H173L172 151H171V148H172V150H174V153H176V155H174L175 157H168L167 158V161H168V164H166V165H168V166H171L170 168H165L164 166H166V165H162L161 166V169H163V170H169V171H172V170H175V171H177V172H181V171H183V162H184V156H185V152H186V149H187V147H188V142L190 143V141L193 139V137L194 136H196L198 133H200L201 131H203V130H205L206 128H207V126L204 124V120H202L203 119V115L201 116V118H199L198 120H200L201 119V121H199L198 122V128L196 127V130H195V132H193L192 131V129H189V130H187L189 127L190 128H192L191 127V125H189L188 127L187 126H184L185 127V131H184V129H183V135H185V136H181L180 138L178 137L179 135L178 134H176V133H178V126H176V125H178L177 123H178V121L179 122H181L180 120H179V115H181V112H182V110H184L185 109V107L186 106H189V105H191L196 99H197V95H198V93L200 92V95H202V103H201V105H202V109L204 110V111H206V99L205 98H207V97H209L208 95L209 94H207L208 92H209V85H208V76L205 74V70L207 69L206 68V66H207V61H206V59H205V55H202V58H200L199 59V61H197V67L198 68H200L199 70H198V75L196 76V79H197V81H196V83L194 84V87H196V89L194 88V89H191V91L186 95L187 97H185L184 98V95H181L183 98V100H185V101H183L182 99H181V96H179V95H176V96H174V97H176V98H174V97H172V98H169L168 100H173V101H168V103L166 102V104H165V106L168 108V109H170L171 110V114L170 113H168L167 112V110L166 109H163V111H161L160 112V117H158L156 120H154V121H152L151 122V127H149L150 129L148 130L149 132H150V134H149V132L146 134L144 131H143V127H144V123H142L143 121L142 120H136V121H134V122H130V125L129 126H127V127H125L124 128V130L122 131V132H125L126 130V136H122V135H117L118 133L116 132L115 133V127L116 126H113V120L114 119H112V118H114V117H112V116H114V114H115V111H116V109H114V107L116 106L115 104L116 103H114L115 101H116V98H118V100L117 101H119V98H120V100H121V96H122V92H123V90H122V88H120V86L117 84V80H118V83H119V81L121 80L122 81V79L124 78V76L126 77V76H129V75H132L134 72H136V71H138V70H143L145 67V61H144V40H143V33H144V29H145V23H147L148 22V20H151V23H155V20H157V19H159V17H164V18H168V17H172V18H174V21L176 22H178V23H184L186 20H188V17H187V15L184 13V11H181L180 9H179V6H177L176 5V1H178V0H141V2H140V4H139V6H138V15H137V18L135 19V21H134V25H133V30H134V38H130V39H128V45H127V49L125 50V52L123 53V55H122V58L120 59V61H119V63H118V66L117 67H119V68H117L116 70H115V73H114V77L115 78H112V82H111V84H110V86H109V88L107 89V95H106V97H105V101H103V102H105V103H102V105H100V107H98L97 109H95V111H93V112H85V114L86 115H84V120H81L78 116L75 118V119H73V112L71 111V110H69L70 108H68L64 103H62V101L63 100H65V94L63 93V92H66V89H65V87L67 88V85H68V81H69V78L67 79V77H66V79L64 80V78L65 77H63V76H61V75H64V74H66V76H67V74H69V72H70V68L66 65V64H68V61H67V58H66V60H64V58H62V56H60V55H58V53H60V52H62V50H64V51H66V54L67 55H69L70 54V50L72 49L71 47L75 44V42H76V44L73 46V48H75V49H72L73 51H72V53L70 54V57L72 56L73 57V59H74V57H79V55L81 54L80 52H81V49H80V47L82 46V45H80V44H83L84 42V40L85 39H87V37L90 35V31H91V25L93 24V23H95V21L97 20V18L95 17V15L98 17V8H96L98 5H101V3L103 2V0H88V1H86V4L85 5H83V6H85V7H77V4L75 3L76 2V0H70ZM100 1V2H99ZM55 3V4H52V5H54V6H52L51 5V3ZM175 4H174V3ZM193 2L195 3V4H193V5H191V4H189V6H192L195 10L199 7V4H197L198 3V0H193ZM5 3H6V6H5ZM98 3V4H97ZM166 3V4H165ZM8 4H10V5H8ZM16 4H18L17 6H16ZM92 4V5H91ZM231 4L232 5H230V6H232V8H231V11H230V16H232V13H233V15H237L238 16V19H240V22H242L243 23V21H245V18H244V11H243V7L244 6H242L241 7V9H240V11H239V13L240 12H242V13H234L235 11V9H234V7H235V3H234V1L232 0L231 1ZM96 5V6H95ZM147 5V6H146ZM166 5V6H165ZM174 5V6H173ZM198 5V6H197ZM12 6V7H11ZM16 6V7H15ZM48 6V7H47ZM52 6V9L50 8ZM197 7V8H195V7ZM14 7V8H13ZM63 7V8H62ZM171 7V8H170ZM49 8V9H48ZM76 10V12L74 11V9ZM80 8H81V10H80ZM119 8V7H118ZM40 9V10H39ZM51 9V10H50ZM65 9V10H64ZM73 9V10H72ZM179 9V10H178ZM2 10H4V11H2ZM52 10H54V11H52ZM79 10H80V12H79ZM85 10V11H84ZM16 11V10H15ZM14 11V12H15ZM32 11V12H31ZM45 13H44V12ZM72 11V12H71ZM78 11V12H77ZM87 11V12H86ZM92 11V12H91ZM3 12V13H2ZM30 12V13H29ZM40 12V15L38 14V18H40L39 20H38V18H37V13H39ZM46 12H48V17H46L47 15H45L44 16V14H46ZM51 14H50V13ZM69 12V13H68ZM74 12V13H73ZM84 12V14L85 15H83L82 13ZM89 12V13H88ZM92 14H91V13ZM170 12H172V13H170ZM179 12V13H178ZM35 14V16L34 15H32V14ZM42 13H43V15H42ZM65 13H67L65 16L67 17H65L64 16V14ZM79 13H81V14H79ZM93 13H94V16H93ZM96 13V14H95ZM176 13V14H175ZM55 14V15H54ZM57 14H59V16L57 15ZM70 14V15H69ZM88 14V15H87ZM173 14V15H172ZM185 14V15H184ZM27 15V14H26ZM32 15V16H31ZM51 15H54V16H56V17H54V19H56V20H54V22L56 21L57 22V37L55 38V37H53V34H52V30H50V28L52 27V23H54L53 22V20H52V18H53V16H52V18H51ZM68 15V16H67ZM81 15H82V17H81ZM162 15V16H161ZM183 15V16H182ZM3 16V17H2ZM31 16V17H30ZM40 16V17H39ZM44 16V17H43ZM63 16V17H62ZM86 16V17H85ZM159 16V17H158ZM166 16V17H165ZM35 17V18H34ZM42 17V18H41ZM46 17V18H45ZM58 17V18H57ZM84 17H85V20H84ZM91 17V18H90ZM44 18V20H42ZM50 18V19H49ZM94 18L96 19L95 21H94ZM150 18V19H149ZM155 18V19H154ZM32 19H34L33 21H32ZM46 19H48V20H46ZM176 19V20H175ZM28 20H30V21H28ZM65 20H66V23H65ZM88 20V21H87ZM3 21V22H2ZM31 21H32V23H31ZM34 21L36 22V23H34ZM37 21L39 22V25H38V23H37ZM40 21H42L43 23H41ZM48 21H51L50 23L48 22ZM59 21V22H58ZM63 21V22H62ZM11 22V23H12ZM46 22H47V25H51V27L49 28V26H47L46 25ZM62 22V23H61ZM84 22V23H83ZM1 23H4V24H1ZM10 23V24H11ZM14 23L16 24V22H15V20H14ZM27 23H29V24H27ZM33 23L35 24V25H33ZM63 23H65V24H63ZM86 23V24H85ZM246 22H244L243 23V25L245 24ZM8 25V26H11V25ZM59 24V25H58ZM62 24V25H61ZM72 24V25H71ZM83 24V25H82ZM27 25V26H26ZM30 25H31V27H30ZM36 25H38V26H36ZM61 25V26H60ZM242 25V26H243ZM13 26V25H12ZM33 26H35V27H33ZM60 26V27H59ZM66 27V28H64V27ZM72 29H69V27ZM75 26V27H74ZM90 28H89V27ZM28 27H30V28H34V29H32V30H28ZM36 27H38V30L36 29ZM45 28V30L46 31H43V29ZM47 27H48V29H47ZM63 27V28H62ZM39 28H40V30H39ZM76 28V29H75ZM89 28V29H88ZM244 28V29H243ZM59 29H62V31L60 30L59 31ZM81 29V30H80ZM241 29H243L244 31H245V26L244 27H241ZM69 30V31H68ZM84 30V31H83ZM243 30H240L241 32L240 33H242L243 32ZM33 31V32H32ZM41 33H40V32ZM68 31V32H67ZM83 33H82V32ZM37 32V33H36ZM44 33V35H45V33H46V35H45V37H44V35H41V34H43ZM51 32V33H50ZM84 32H85V34H84ZM246 33H247V31H245ZM32 33V34H31ZM63 35H62V34ZM67 33V35H65ZM70 34V36H69V34ZM72 33V34H71ZM81 33V34H80ZM246 33H244V37H245V34ZM26 34V35H27ZM60 34H61V36H60ZM83 34V35H82ZM39 35H41V36H39ZM25 36V37H24ZM34 38H33V37ZM43 36V37H42ZM65 36H67L68 37V39H66L67 37H65ZM75 38H74V37ZM82 36V37H81ZM85 36V37H84ZM174 36V37H173ZM10 37H11V40H10ZM38 37V38H37ZM62 37V38H61ZM77 37V38H76ZM81 37V38H80ZM176 37V38H175ZM44 38V39H43ZM46 38V39H45ZM60 38V39H59ZM175 38V39H174ZM34 39V40H33ZM37 39V40H36ZM43 39V40H42ZM52 39V40H51ZM55 39H56V42H55ZM176 39H178V36L177 35H172V37H170L168 40H170V41H175ZM28 40V41H27ZM62 40V41H61ZM66 40V41H65ZM67 40H70V41H67ZM80 40H82L81 42H80ZM78 41V42H77ZM37 42H39V43H37ZM43 44H42V43ZM49 42H51L52 43V47H51V49H50V43ZM69 42V43H68ZM39 44V45H37V44ZM53 43H54V45H56L55 47H54V45H53ZM56 43H60V44H56ZM68 43V44H67ZM25 44H26V46H25ZM48 44V45H47ZM64 44H67L66 45V47L64 46ZM15 45V46H14ZM40 45H42V46H40ZM44 45H46L47 47H44ZM59 45V47H60V49L57 47ZM70 45H71V47H70ZM33 46V47H32ZM67 46H68V48H67ZM78 46H80V47H78ZM2 46L0 45V66H1V64L3 63V57H2V54H1V50H2V48H1ZM38 47V48H37ZM42 47V48H41ZM45 48V49H44ZM46 48H48V49H50V50H48V49H46ZM61 48H64V49H62L61 50ZM80 50H78V49ZM44 51H43V50ZM54 49H56V50H54ZM69 49V50H68ZM9 50V51H10ZM28 50V51H27ZM33 50L37 53H35V55H34V53H33ZM38 50V51H37ZM41 50H42V52H41ZM74 50H75V52H74ZM143 50V51H142ZM26 51H27V56L29 57H27L26 56ZM53 51V52H52ZM55 51V52H54ZM59 51V52H58ZM77 51V52H76ZM22 52H24L25 53V56H23L24 54L22 53ZM30 52H31V54H30ZM45 52V54H43ZM20 53H21V55H20ZM48 53V54H47ZM53 53L55 54V55H57V58H56V56H54L53 55ZM65 53V52H64ZM78 53H79V55H78ZM13 54H15V55H13ZM41 54V55H40ZM51 54V55H50ZM22 57H20V56ZM33 55V56H32ZM47 55V56H46ZM77 55V56H76ZM31 56V57H30ZM34 56H35V58H34ZM41 56V57H40ZM46 56V57H45ZM49 56H51L52 58L51 59H53L52 61H51V59H50V57ZM44 57V58H43ZM53 57H55V58H53ZM204 57V58H203ZM8 58H9V56H8ZM30 58H32V59H30ZM75 58V59H76ZM39 59H40V61H39ZM43 59V60H42ZM47 59V60H46ZM55 59V60H54ZM57 59V60H56ZM201 59L203 60V61H201ZM69 60V59H68ZM33 61V62H32ZM54 61H56V63H53ZM65 61H67V62H65ZM19 62V63H18ZM25 62V63H24ZM31 62V63H30ZM48 62V63H47ZM51 62H52V65H50L51 64ZM58 62H60V64L58 63ZM22 63V64H21ZM30 65H29V64ZM35 63V65H33ZM46 63H47V65H46ZM66 63V64H65ZM203 63H204V65H203ZM15 64H16V66H15ZM53 64H55V66H56V68L58 69H56L55 68V66L53 65ZM119 64H120V66H119ZM8 65V66H9ZM25 65V66H24ZM29 67H28V66ZM34 66V69H32L33 68V66ZM41 65V66H40ZM58 65H60L61 67H63L62 68V70H59V69H61L60 67L58 68ZM63 65V66H62ZM65 65V66H64ZM135 65V66H134ZM54 66V67H53ZM24 67V70L22 69ZM39 67V68H38ZM42 67V68H41ZM51 67H53V68H51ZM66 67H67V69H66ZM140 67V68H139ZM144 67V68H143ZM201 67H202V70H201ZM43 68H44V70H43ZM197 68V69H198ZM205 68V69H204ZM10 69V70H9ZM29 69H31L30 71H29ZM36 69H38V70H36ZM41 71H40V70ZM47 71H46V70ZM65 69V70H64ZM52 70H56L55 72H53V73H55L54 75H56L57 77H58V73L60 74L61 72L63 73V70H64V72L65 71H67V70H69L68 71V73L66 72V73H64V74H62L61 73V75H60V79H59V81L61 80V81H63L62 83L64 84H66V86H65V84L63 85V84H60L61 82H59L58 81V79H57V77H55L56 79H53V80H56V81H58L57 83L59 84V87H60V93L58 92L59 90H58V88H56L57 86V84H56V81L55 82H53V83H55V84H53V86L56 88H54L51 84V82H49V81H46V82H48L47 84L48 85H45V83H44V80H45V78H47L46 80H48V77L46 76V75H48V76H50V74L52 75ZM20 71V72H19ZM24 71H28L27 73H28V77H27V75H26V72L25 73H23ZM46 71V72H45ZM50 71V72H49ZM60 71V72H59ZM207 71V70H206ZM37 72V73H36ZM48 72V74H45V73H47ZM201 72H202V74H201ZM21 74V76H22V79H23V77H24V79H25V81L26 80H28V78H29V75L31 74V76H33V77H31V78H29V79H31V81L36 77V80H35V83H36V81H37V87H39L38 89H40L41 88V84H43L42 86H45L44 88H43V91L41 92V94H40V96L38 95V94H33L31 91H35L34 90V88H32V86H31V84H33V82H34V80L32 81V83L30 82V80H28V81H26V82H28V86H31V87H28L27 88V86H25L24 84L22 85L21 84V86L23 87V86H25V87H21V86H19L18 85V83H21V79H20V81L18 80V78L20 77V74ZM23 73V74H22ZM30 73V74H29ZM26 75V76H25ZM41 75V76H40ZM117 75H118V77H117ZM37 76H38V78L39 79H37ZM41 77V79H40V77ZM43 76V77H42ZM65 76V75H64ZM70 76V75H69ZM68 76V77H69ZM123 76V77H122ZM10 77V78H9ZM61 77H63V80H62V78ZM198 77V78H197ZM200 77V78H199ZM118 78V79H117ZM206 80H204V79ZM24 79H23V82H24ZM114 79V80H113ZM116 79V80H115ZM13 80V81H12ZM66 80H68L67 82H66ZM39 81H41L40 83H39ZM42 81H43V83H42ZM52 81V80H51ZM116 81V85H115V82ZM202 82V83H201ZM204 82H205V84H204ZM51 83V84H50ZM197 83L199 84V85H197ZM12 84V85H11ZM15 84L17 85V86H19L18 88H16V86H15ZM26 84V83H25ZM30 84V85H29ZM40 84V85H39ZM114 84V86H112ZM205 86H207V87H205ZM34 85V84H33ZM64 88V89H62L61 88V86ZM46 86H48V87H46ZM55 89L54 91H57V93L56 94H52L53 96H58L59 94V97H53L52 95H51V93L53 92H51V89H52V87ZM119 86V87H118ZM200 86V87H199ZM25 88H26V90H28L27 91V93L28 92H30L27 96L25 95V94H23L24 92H26V90H25ZM31 88H32V90H31ZM51 88V89H50ZM117 88H120L119 90L117 89ZM207 88V89H206ZM16 89L18 90V91H16ZM23 89V90H22ZM36 89V88H35ZM44 89H45V91H44ZM47 89H49V90H47ZM200 89V90H199ZM202 89H203V91H202ZM20 90H22V94H21V92H19ZM25 90V91H24ZM37 90V89H36ZM46 90L48 91V93H46ZM53 90V89H52ZM118 90V92H116ZM193 90V91H192ZM63 91V92H62ZM113 91V92H112ZM122 91V92H121ZM111 92V93H110ZM121 92V93H120ZM14 93V94H13ZM35 93H40L39 91H35ZM45 93V94H44ZM117 93V94H116ZM192 93V94H191ZM197 93V94H196ZM47 94V95H46ZM34 95H38V97L37 96H34ZM44 95L45 96H47V100H46V103L48 102V98L49 97H53V99H55L54 101H57V102H53V100H51V98H49L51 101H49L47 104L44 102L45 100L44 99H42V97H44ZM63 95V96H62ZM65 95V96H64ZM117 95V96H116ZM30 97H31V95H29ZM110 96V97H109ZM113 96V97H112ZM189 96H190V98H189ZM207 96V97H206ZM8 97H10V98H12V99H10V98H8ZM60 97H61V99H60ZM115 97V98H114ZM44 98H46V97H44ZM60 100H59V99ZM63 98V99H62ZM108 98H109V100H108ZM115 99V100H113V99ZM181 100H180V99ZM187 98V99H186ZM10 99V100H9ZM26 99V101H24ZM58 99V100H57ZM112 99V100H111ZM175 99V100H174ZM208 99V98H207ZM19 100H20V103H19ZM22 100H23V102H22ZM189 100V102H187ZM12 101V102H11ZM28 101V102H27ZM61 102V104L59 103V102ZM112 101V102H111ZM114 101V102H113ZM116 101V102H117ZM175 101V102H174ZM204 101H205V103H204ZM64 102V101H63ZM185 104H184V103ZM22 103H23V105H22ZM26 103V104H25ZM46 105H45V104ZM56 103V104H55ZM111 103L113 104L112 106H111ZM118 103H120V101L118 102ZM170 103V104H169ZM173 103H175V104H173ZM58 104V105H57ZM105 104V105H104ZM11 105H9L10 107H11ZM22 105V106H21ZM61 105V106H60ZM63 105V106H62ZM170 105V107H168ZM172 105H173V107H172ZM185 105V106H184ZM15 106V105H14ZM43 106V107H44ZM57 106H60L61 107V109L59 108V111L58 112H63L64 113V111H65V113L63 114V113H59V118L60 119H58L57 118V115L58 114H56L55 112H57V111H55L54 112V110H52L53 108L54 109H58L57 108ZM102 106V107H101ZM108 106V107H107ZM178 106V107H177ZM9 107V108H10ZM48 107H46V108H48ZM56 107V108H55ZM63 107H64V110L63 111H61L62 109H63ZM110 107V108H109ZM12 108V107H11ZM10 108V109H11ZM26 108H28V106L26 107ZM102 108V109H101ZM117 108V107H116ZM13 109L14 108H12L9 112H7L6 113V124L8 123V126L6 127L7 128V132L9 133V135L8 136H11V137H13L15 134H16V131L18 132V130L17 129H14L15 127L17 128V125H18V123H21L22 124V126H24V124L22 123L23 121L21 120V117H20V114H18V112L20 111V110H18V107L16 108L17 109V111L15 110L14 112H13ZM24 109H25V107H24ZM23 109V111H21V113H23L25 110ZM67 109V110H66ZM109 109V110H108ZM111 109V110H110ZM27 110V109H26ZM31 109H29L28 108V112L27 113H29V117H31V119H28L29 120V122L31 123L32 121H30V120H34V119H36L38 116H39V114H38V111H37V113L34 111V110H31V112L33 111L35 114H36V117L34 118L33 116H31V114L33 115V113H31V112H29ZM48 110V109H47ZM52 110V111H51ZM100 110V111H99ZM70 111V113H68ZM99 111V112H98ZM109 111V112H108ZM181 111V112H180ZM15 112H17V113H15ZM25 112V113H26ZM95 112V113H94ZM101 112V113H100ZM106 112V113H105ZM71 113H73V114H71ZM105 113V114H104ZM162 113V114H161ZM8 114H10L11 116H9ZM16 114V115H15ZM64 116H63V115ZM164 114V115H163ZM167 114V115H166ZM202 114V113H201ZM24 115V113L22 114V116ZM25 115H27V114H25ZM38 115V116H37ZM56 115V116H55ZM72 116V118H71V116L70 117H68V119L70 120V122H69V120H68V122L65 120L66 118H67V116ZM163 115V116H162ZM174 115V118L172 117ZM16 116V117H15ZM167 116H168V118H167ZM14 117V118H13ZM26 117V116H25ZM65 117V118H64ZM176 117V118H175ZM26 118H28V117H26ZM39 118V117H38ZM37 118V119H38ZM80 119L79 121L78 120H76V119ZM103 118H104V120H103ZM165 118V119H164ZM173 118V119H172ZM23 120H24V118H22ZM55 119H57V122H58V124H57V122L54 124L53 123V120H54V122L56 121ZM97 119V120H96ZM168 119V120H167ZM178 119V120H177ZM16 120H17V122H16ZM64 120V121H63ZM72 120V121H71ZM75 120V121H74ZM95 120H96V122H95ZM163 120H165V121H163ZM74 121V122H73ZM108 121H112V122H108ZM139 121V122H138ZM155 121H156V123H155ZM169 121V122H168ZM173 121V122H172ZM24 122H25V124H28L29 125V123H27V119H25L24 120ZM66 122V123H65ZM87 122V123H86ZM90 122H91V124H90ZM100 122V123H99ZM138 122V123H137ZM164 122V123H163ZM61 123V125H59ZM67 123L69 124L70 123V125H67ZM71 123H72V125H71ZM92 123H95L96 125L98 124V126H96L95 124H92ZM102 123H104V127H103V125H101ZM140 123V124H139ZM163 123V124H162ZM169 123V125L171 126L170 128H171V130H170V132H164L165 130H164V127H168L167 126V124ZM12 124V125H11ZM16 124V125H15ZM21 124L18 126V129H21V128H19V127H22L21 126ZM68 126V128H67V126ZM152 124H153V126L154 127H152ZM176 124V125H175ZM204 124V125H203ZM50 125V126H51ZM99 125H100V128L101 129H99ZM109 125V126H108ZM134 125V126H133ZM13 126V127H12ZM26 126V125H25ZM25 126H24V128H25ZM61 126V127H60ZM70 126H73V128H70ZM74 126H76V127H74ZM92 126V127H91ZM94 126V127H93ZM97 128H96V127ZM111 126V127H110ZM161 126V127H160ZM201 126H205V127H201ZM27 127V126H26ZM35 127H36V125H35ZM37 127V128H38ZM88 127V128H87ZM92 129H91V128ZM108 127V128H107ZM118 127H120V126H118ZM202 129H200V128ZM23 128V127H22ZM24 128H23V130H24ZM78 128V129H77ZM79 128H80V131H78L79 130ZM83 128V131H84V128H85V131H84V133L81 131V129ZM106 128V129H105ZM110 128H113V129H111L110 131H109V129ZM142 128V129H141ZM152 128V129H151ZM163 130H162V129ZM26 129V128H25ZM86 129H89V131H87ZM94 129V130H93ZM141 131H140V130ZM173 129V130H172ZM176 129V130H175ZM16 130V131H15ZM44 130L46 131L45 133H47V132H51V134H50V132H49V134L47 133L46 134V136H44V134L45 133H43L42 134V132H44ZM96 130V131H95ZM98 130H100L101 132H99ZM105 132H104V131ZM107 130V131H106ZM130 132H129V131ZM158 130V131H157ZM76 131V132H75ZM132 131V132H131ZM135 131H137V132H135ZM188 131H191L190 133L188 132ZM199 131V132H198ZM15 133L14 135L12 134V133ZM19 132H22V131H19ZM63 133V137H62V139H59L60 137H61V134ZM77 132H80V133H78L77 134ZM82 132V133H81ZM94 132V133H93ZM111 132V133H110ZM128 132V133H127ZM151 132H152V134H154V137H153V135L151 134ZM155 132V133H154ZM161 132V133H160ZM7 133V134H8ZM11 133V134H10ZM22 133H24V132H22ZM22 133H20V135H22ZM73 133H75V134H77L76 136H75V134L73 135ZM87 133H88V135H87ZM90 133V134H89ZM93 133V134H92ZM95 133H96V135H95ZM98 133H99V136H98ZM113 133V134H112ZM136 133V134H135ZM145 133V134H144ZM192 133V134H191ZM18 134V133H17ZM65 134V135H64ZM82 134V135H81ZM104 136H103V135ZM130 134V135H129ZM136 136H135V135ZM142 134H143V136H142ZM13 135V136H12ZM24 136H25V134H23ZM59 136V137H57V136ZM66 135H68V136H66ZM69 135H70V137H69ZM86 135H87V138H86ZM93 135H95V136H93ZM102 135V136H101ZM110 135V136H109ZM138 135H139V137H138ZM157 135V136H156ZM168 135V136H167ZM175 135V136H174ZM177 135V136H176ZM19 136V135H18ZM18 136H16V138L18 137ZM24 136H22V138H24ZM66 136V137H65ZM73 136V137H72ZM88 136H90V137H88ZM92 136V137H91ZM101 136V137H100ZM105 136H107L106 138H104ZM130 136V137H129ZM131 136H132V138H131ZM141 136V137H140ZM145 136V137H144ZM148 136V137H147ZM152 136V137H151ZM159 136V137H158ZM172 136H173V139H172ZM15 137V136H14ZM13 137V138H14ZM58 139H57V138ZM69 138V139H66V138ZM83 137V138H82ZM93 137H95V138H97V137H100V138H97V139H94ZM111 137V138H110ZM119 137V138H118ZM126 137V138H125ZM138 139V140H136V141H133V140H135L136 138ZM161 137H162V139H161ZM169 137V138H168ZM191 137V138H190ZM16 138H14V139H16ZM63 138L65 139V140H63ZM73 140H72V139ZM86 138V139H85ZM92 140H91V139ZM101 138H102V140L103 141H100L101 140ZM168 138V139H167ZM13 139V140H14ZM18 139H21V137L20 138H18ZM77 139V140H76ZM79 139V140H78ZM89 139V140H88ZM100 139V140H99ZM111 139V140H110ZM112 139H114V140H112ZM117 139H119V140H117ZM122 139H124V140H122ZM146 139H148L147 141H148V143L147 142H145L146 141ZM176 139H177V141H176ZM183 139V140H182ZM23 140V139H22ZM53 140V139H52ZM60 140H62V141H60ZM66 140H68L67 142H69V141H73L72 142V145H71V142L70 143H67L66 142ZM100 142H99V141ZM143 140H145V141H143ZM149 140H150V142H149ZM161 142H160V141ZM173 140V141H172ZM186 140V141H185ZM189 140V141H188ZM10 142H9V146H10V150L8 151V153H7V155L6 156H4L3 155V162H5L6 164H7V168L6 167H4L3 166V168H5L6 169V171H5V169H2V167H1V169H0V257H2V250L4 249V248H6V249H9L8 251H10L12 248H13V246H14V244H16L15 246L17 247V246H19L18 245V243H22V244H24L23 246H22V244H20L21 246H22V248H21V246L19 247V248H21L20 250H19V248H16L15 250L16 251H18L17 253H16V255H12V253L14 254L15 252L13 251V250H11V252H9V254L10 255H8V253H7V257L8 258H6L5 256V254H6V252H8L7 250H5V251H3V252H5L4 253V258H6V259H4V258H1V259H4L6 262H4V260H0V263H1V261H3L2 263L3 264H5V263H7V264H17V263H19L18 262V260L17 259H15L16 257H17V254H19L18 255V257L19 258H21V260L24 262V264H25V262H26V264H42L41 263V260L42 259H44V264H66V262H68L67 264H88V263H90V262H83L84 260H82L83 258L82 257H84V250H85V252L88 250V251H90L91 249H92V252L94 253H92V254H90V255H88L87 254V259H88V257H90L91 259H89L90 261H93V263L94 264H98V262H99V264H105V263H109V264H113V263H117L116 261H118V263L117 264H123V262H124V264H128V262H126V260H125V254L123 253V258L120 256V250H118V249H116L117 248V242L118 241H120L124 236H126L128 233H135L137 230H139V228H140V224H138V223H136L135 222V220L134 221H129L130 220V217L129 218H127L126 216L127 215H125V214H119L120 213V210H112V209H107V208H105L106 206L105 205H108V204H112V205H117L116 203H113V202H101V201H96V202H93L92 201V203L93 204H91V202H86L85 203V198H86V195L85 194H89V195H91V194H94L95 192H94V185L96 186V182H94V181H96L95 180V178H96V175H97V169L96 168H93L92 167V165L91 166H89V164L88 163H86V162H84L83 164H84V167L85 166H87V164H88V167H86L85 168V171L83 172V171H81L82 170V167H83V165H82V167L80 168V176H82V178L80 179H78V176L77 177H75V178H77L76 180L75 179H70V176L67 174V175H65L66 173H68V169L66 170V167L67 168H69V166L71 165V163H73L74 164V161H72V160H70L71 161V163H70V165H68V166H66L65 165V162L66 161H68L67 159L65 160V162H64V167H65V171H67V172H65L64 171V174H63V176H62V174L61 173H59L58 172V169H62V164H60L61 166L60 167H58V166H55V163H56V161L53 159V160H51V165L53 164V161H54V165H52V167L55 169V167H58V169L56 170H54L53 168V170H54V172H51L50 170H49V168H48V171L46 172V169L44 170H41V169H38V170H36L35 168H29L28 166L26 167V165H21L20 164V162H19V160L18 159H21L22 157L20 156L21 154V152H18L19 150H20V147L21 146H18L17 147V151L15 150V148H16V145L14 146V143H13V141H12V143H11V139L9 140ZM16 141V142H15ZM18 141V142H17ZM21 141V140H20ZM19 140H14V142H15V144L17 143H19L20 142ZM65 141V143H62V142H64ZM74 141H75V143H74ZM85 141H87V142H85ZM114 141H121L120 143L122 144H120V143H114ZM155 141V142H154ZM157 141H159L158 143H157ZM52 142L54 143L53 145H51L52 144ZM77 142L79 143L78 145H80V143H81V147H76V146H78V145H74V144H77ZM91 142V143H90ZM96 142V143H95ZM129 142V143H128ZM136 142V143H135ZM152 142H154V143H152ZM164 144H163V143ZM172 144H171V143ZM60 143H62L63 145L60 147ZM74 143V144H73ZM85 143V144H84ZM90 143V144H89ZM94 143V144H93ZM98 143V144H97ZM102 143V144H101ZM140 143V144H139ZM143 145H142V144ZM22 144V142H20L19 143V145H21ZM57 144V145H56ZM66 146H65V145ZM82 144H84L83 146H82ZM117 144V145H116ZM126 144V145H125ZM132 144V145H131ZM182 144V145H181ZM186 144V145H185ZM59 145V146H58ZM71 145V147H69V146ZM75 146V148H74V146ZM86 145H90L89 147H86ZM92 145H94V146H92ZM101 145V146H100ZM120 145V146H119ZM142 145V146H141ZM183 145H185V146H183ZM55 146V147H54ZM64 146V147H63ZM96 146H99V147H96ZM105 148H104V147ZM119 146V147H118ZM130 146V147H129ZM131 146H132V148H131ZM22 147H24L23 145H22ZM21 147V148H22ZM59 147V148H58ZM68 147V148H67ZM92 147H93V150H92ZM104 149H103V148ZM112 147V148H111ZM177 147H179V148H177ZM50 148V147H49ZM89 148V149H88ZM94 148H95V150H94ZM101 148V149H100ZM131 148V149H130ZM136 148V149H135ZM169 148V149H168ZM176 148V149H175ZM55 149H49V152H50V150H53L52 152H55L54 150ZM76 149V150H75ZM84 151V155H82L83 154V152L81 151ZM84 149V150H83ZM86 149V150H85ZM106 149V150H105ZM107 149H108V152H109V154L110 155H108V152H107ZM129 149V150H128ZM165 149V150H164ZM89 150V151H88ZM132 150H134V151H132ZM57 151V152H58ZM76 152V154H75V152ZM82 152V154H79V152ZM95 151H97V152H95ZM112 151V152H111ZM127 151V152H126ZM179 151V152H178ZM57 152H55L54 153V155L55 156H57L58 154H56ZM69 152H71V155H70V153ZM72 152H74V154L72 153ZM91 152V153H90ZM14 153V154H13ZM51 153V152H50ZM88 153H89V155H88ZM93 153V154H92ZM183 153V154H182ZM58 155V158H55L54 156H53V153L51 154V156H53L55 159H59L60 161H62L63 160V156L64 155ZM107 154V155H106ZM85 155H87V156H85ZM106 155V156H105ZM112 155V157H114ZM14 156V157H13ZM20 156V157H19ZM91 156V157H90ZM65 157V158H66ZM93 157V158H94ZM5 158V159H4ZM25 157H23L22 159H23V161L25 160L24 159ZM92 158V159H93ZM94 158V159H95ZM170 158V159H169ZM2 159V158H1ZM118 159H120V158H118ZM173 159H174V161H173ZM177 159V160H176ZM58 160V161H59ZM176 160V161H175ZM19 163H18V162ZM21 161V160H20ZM26 161V160H25ZM110 161V162H109ZM76 162V161H75ZM79 162V161H78ZM80 162H82V161H80ZM175 164H174V163ZM180 164H179V163ZM61 163V162H60ZM106 163V164H105ZM17 164H19L18 166H17ZM68 164H69V162H68ZM76 164V163H75ZM74 164V165H75ZM79 164V163H78ZM91 164V163H90ZM104 165H105V167L104 168H106V165H108L107 164V162H104L103 163ZM179 166H178V165ZM56 165H59V162H58V164H56ZM74 165H73V167H74ZM81 165V164H80ZM173 165V166H172ZM182 165V166H181ZM18 167H19V170H17L18 169ZM23 167V168H22ZM63 167V168H64ZM182 167V168H181ZM31 169V171H28L29 169ZM78 167H77V165H76V169H77ZM90 168V169H89ZM181 168V169H180ZM34 169V170H33ZM51 169V170H52ZM70 170V172L72 171V169L71 168H69ZM74 169V168H73ZM84 169V168H83ZM93 169H95V170H93ZM21 170V171H20ZM52 170V171H53ZM75 170V169H74ZM73 170V171H74ZM79 170V169H78ZM87 170V171H86ZM91 170H92V172H91ZM20 171V172H19ZM24 171V172H23ZM27 171V172H26ZM34 171V172H33ZM72 171V172H73ZM77 170H75L74 171V173H70L69 172V174H74L73 175V177L72 178H74V176H75V172H76ZM89 171H90V173H89ZM61 172V171H60ZM63 172V171H62ZM83 172V173H82ZM87 172V173H86ZM2 173V174H1ZM28 173V174H27ZM32 173V174H31ZM38 173H40V174H38ZM77 173H79V171H77L76 172V175H79V174H77ZM94 173V174H93ZM18 174V175H17ZM23 175V177H22V175ZM52 174V175H51ZM59 174H61V175H59ZM87 174H91L90 176L89 175H87ZM92 174H93V176H92ZM15 175V176H14ZM35 175H36V177H35ZM64 175L65 176H67V177H65L64 178ZM95 175V176H94ZM8 176V177H7ZM11 176H13V177H11ZM53 176V177H52ZM59 176V177H58ZM79 176V177H80ZM84 176H86V177H92V178H86V177H84ZM8 178V181H7V178ZM12 179H11V178ZM38 177V178H37ZM2 178H4V179H2ZM10 178V179H9ZM18 178V179H17ZM31 178V179H30ZM51 178H52V181H51ZM55 178V179H54ZM59 178V179H58ZM60 178L62 179L61 181H60ZM6 179V180H5ZM15 179V180H14ZM66 179H67V181L70 179L71 180V184L69 183V181H68V183L69 184H67V182H66ZM85 179V180H84ZM22 180V181H21ZM50 180V181H49ZM54 180V181H53ZM75 180V181H74ZM78 180H79V183L80 184H78L77 182H78ZM82 180H83V182H82ZM93 180V181H92ZM23 181H25L24 183H23ZM55 181H57L56 183H55ZM77 181V182H76ZM86 182V184H85V182ZM90 181V182H89ZM7 182V183H6ZM22 182V183H21ZM75 182V183H74ZM82 182V183H81ZM26 183V184H25ZM28 183V184H27ZM79 185V186H76L77 184ZM51 184V185H50ZM81 184H83L81 187H83L84 189H80L79 187H80V185ZM89 184V185H88ZM20 185V186H19ZM27 185V186H26ZM32 185V186H31ZM69 185H71V186H69ZM75 185V186H74ZM97 185H103V183L101 184V182L100 183H97ZM26 186V187H25ZM46 186V187H45ZM86 186H88L87 188V191H86ZM65 187V188H64ZM71 187H73V188H71ZM75 187H77L78 189H80L81 191H79L77 188H75ZM29 188V189H28ZM59 188V189H58ZM68 188L70 189V190H68ZM76 190H75V189ZM54 189V190H53ZM56 190H58V191H56ZM77 190H78V192H77ZM82 190H85V192H83ZM58 192V193H57ZM81 194H80V193ZM91 192H94V193H91ZM32 193V194H31ZM49 193V194H48ZM71 193V194H70ZM78 193H79V196H78ZM83 193V194H82ZM24 194V195H23ZM48 194V195H47ZM51 194V195H50ZM64 194H65V196H64ZM73 194H75V195H73ZM88 194H87V196H88ZM29 195V196H28ZM62 195V196H61ZM84 195V196H83ZM33 196V197H32ZM55 196V197H54ZM31 197H32V199H31ZM76 197H78V198H76ZM37 198V199H36ZM68 198H70L69 199V201H67L68 200ZM27 199V200H26ZM31 199V200H30ZM67 199V200H66ZM49 200V201H48ZM66 200V201H65ZM32 201V202H31ZM38 201V202H37ZM48 202V203H47ZM51 202V203H50ZM60 203V204H59ZM97 204V205H95V204ZM100 203V204H99ZM102 203V204H101ZM108 203V204H107ZM37 204V205H36ZM63 204V205H62ZM77 204V205H76ZM53 205H55V206H53ZM58 205H60V206H58ZM70 205H72V206H70ZM89 205V206H88ZM101 206V207H103L104 209H105V211L104 210H102V209H100V207L99 206ZM103 205V206H102ZM48 206V207H47ZM44 207H46V208H44ZM55 207V208H54ZM63 209H62V208ZM72 207V208H71ZM74 207V208H73ZM88 207V208H87ZM95 207V208H94ZM60 208V209H59ZM68 208V209H67ZM71 210H70V209ZM93 208V209H92ZM23 209V210H22ZM43 209V210H42ZM58 209V210H57ZM74 211H73V210ZM87 209V210H86ZM32 210V211H31ZM112 210V211H111ZM84 211V212H83ZM90 213H89V212ZM107 211V212H106ZM113 211H114V213H113ZM118 211H119V213H118ZM130 211V210H129ZM41 212V213H40ZM61 212V213H60ZM88 212V213H87ZM92 212V213H91ZM93 212H94V214H93ZM14 213V214H13ZM36 213V214H35ZM69 213V214H68ZM113 213V214H112ZM116 213H117V215H116ZM244 213V212H243ZM73 214V215H72ZM97 214V215H96ZM98 214H100V215H98ZM14 215V216H13ZM17 215V216H16ZM28 215H29V217H28ZM84 215H89L90 216V218L91 219H89L88 218V216H84ZM116 215V216H115ZM120 215V216H119ZM243 215H245V214H242V215H240L241 216V218H239L240 216L239 215H236L237 216V220H233L232 218H234V219H236V216H234V213H233V215L231 214H228L227 216L229 217V219H231V220H233V224L235 223V227H237L238 225H239V223L241 222H243L244 221V218H245V216H243ZM41 216H42V218H41ZM69 216V217H68ZM100 216V217H99ZM102 216V217H101ZM118 216V217H117ZM242 216H243V218H242ZM25 217V218H24ZM44 217V218H43ZM98 217V219H96ZM108 217H110V218H108ZM231 217V218H230ZM84 218V219H83ZM94 218V219H93ZM100 218V219H99ZM16 219V220H15ZM57 219V220H56ZM110 219H112V220H110ZM116 219V220H115ZM117 219H119V220H117ZM122 219V220H121ZM240 219V220H239ZM12 220V221H11ZM51 220H53V221H51ZM62 220V221H61ZM78 220V221H77ZM96 222H95V221ZM101 220V221H100ZM104 220V221H103ZM126 220V221H125ZM264 216H262L261 217V219H260V221H259V223H258V227H257V229H256V234H254L253 235V237L251 238V240L253 239V238H255V237H257V236H259V234L257 235V233H262V235L264 234V232H262V231H264V228H262V225H263V227H264ZM15 221V222H14ZM43 221V222H42ZM58 222V223H56V224H53V223H55V222ZM60 221V222H59ZM66 221V222H65ZM84 221V222H83ZM85 221H87V222H85ZM113 222V221H116V223H118V222H123V221H125V225H127V226H129L128 227V229H126L125 227H116V230L117 231H120V232H122L123 231V233L124 234H122V235H120V236H122V237H120V240H119V235L118 236H116V239H117V237H118V241L116 242L115 240H113L114 238L113 237H111V236H103V235H101V234H99L98 235V233L96 234V233H94V234H90L89 235V237L88 238H84L83 237V233H85L86 232V230L85 229H87L88 231H87V233H90L89 231L91 230V229H93L94 227L96 228V226L98 225V223H99V227H102L103 225H105V226H107V225H109L110 224V222ZM237 223H236V222ZM240 221V222H239ZM262 221H263V224H262ZM27 222V223H26ZM72 222V223H71ZM88 222H90L89 224L91 225V223L93 224V225H91V227H89L90 225L88 224ZM95 222V223H94ZM98 222V223H97ZM106 222V223H105ZM61 223V225H59ZM63 223V224H62ZM67 223V224H66ZM85 223V225H84V227H83V225H81V224H84ZM105 223V224H104ZM130 223L131 224H133V225H130ZM138 224V225H137ZM236 224H237V226H236ZM30 225V226H29ZM65 227H64V226ZM75 225H78V226H75ZM95 225V226H94ZM135 225V226H134ZM28 226V227H27ZM71 226V227H70ZM74 226V227H73ZM57 227V228H56ZM66 227H68L67 229H68V231H67V229H65ZM78 229H77V228ZM87 227V228H86ZM98 227V226H97ZM104 227V226H103ZM7 228V229H6ZM11 228V229H10ZM19 228V229H18ZM81 228V229H80ZM89 228V229H88ZM118 228V229H117ZM136 228V229H135ZM48 229H50V230H48ZM54 230V232H53V230ZM57 229V230H56ZM122 229V230H121ZM130 229H132V231L130 230ZM263 229V230H262ZM47 230V231H46ZM64 230H66L67 232H64ZM84 230H85V232H84ZM43 231V232H42ZM56 231H58V233L56 234ZM128 231V232H127ZM260 231V232H259ZM30 232V233H29ZM59 232H61V233H59ZM12 233V234H11ZM15 233L17 234V235H15ZM68 233V234H67ZM73 233V234H72ZM10 236H9V235ZM19 234V235H18ZM22 234V235H21ZM82 234V235H81ZM44 235V236H43ZM66 235V236H65ZM75 235H76V237H75ZM124 235V236H123ZM85 236V235H84ZM91 236V237H90ZM5 237V238H4ZM19 238V240L21 241H17L18 240V238ZM26 237V238H25ZM73 237V238H72ZM75 237V238H74ZM82 237V238H81ZM94 237V238H93ZM103 237H104V239H103ZM111 237V238H110ZM41 238V239H40ZM45 238V239H44ZM59 238V239H58ZM61 238V239H60ZM6 239V240H5ZM22 239H24V243L22 242ZM33 239V240H32ZM39 239V240H38ZM47 239V240H46ZM49 239V240H48ZM90 240V241H88V240ZM107 240V241H111V239H112V242H114V243H112V242H108V243H106V245L105 244H101V246H99V244L100 243H105V241L104 240ZM13 240H15L16 241V243L13 241ZM26 240V241H25ZM44 240V241H43ZM53 240V241H52ZM65 240V241H64ZM101 240H102V242H101ZM30 241V242H29ZM59 241V242H58ZM61 241V242H60ZM68 241V242H67ZM72 241V242H71ZM83 241V242H82ZM122 241V242H121ZM120 241V243L119 244H121V243H124V242H126V240L125 239H122ZM35 242V243H34ZM42 244H41V243ZM44 242V243H43ZM85 242H87V243H85ZM96 242H97V244H96ZM100 242V243H99ZM9 243V244H8ZM85 243V244H84ZM93 243V244H92ZM40 244V245H39ZM47 246H46V245ZM64 244H65V246H64ZM70 244V245H69ZM94 244H96V246L94 245ZM68 245V246H67ZM89 245L90 246H92V248L91 247H89ZM104 245V246H103ZM5 246V247H4ZM7 246H8V248H7ZM10 246H12V248L10 247ZM44 246V247H43ZM72 246V247H71ZM85 246V247H84ZM97 248L98 246L99 247H104L102 250L101 249H99V247L96 249L95 247ZM108 246V247H107ZM3 247V248H2ZM35 247V248H34ZM38 247V248H37ZM42 247H43V249H42ZM87 247V248H86ZM15 248V247H14ZM13 248V249H14ZM30 248V249H29ZM37 248V249H36ZM77 250H76V249ZM82 248V249H81ZM81 249V250H80ZM87 249V250H86ZM95 251H94V250ZM104 249H106V253H108V254H106L105 252H104ZM107 249H109L108 251H110V252H108L107 251ZM116 249V250H115ZM28 251V252H26V251ZM36 250V252H35V254H34V251ZM38 250H39V252H38ZM60 250V251H59ZM71 250H73V252H74V254H73V252H71ZM82 250H83V252H82ZM22 251V252H21ZM23 251H25L24 252V255H22L21 253H23ZM55 251L57 252V253H55ZM64 251H66V252H64ZM76 251V252H75ZM81 251V252H80ZM97 251V252H96ZM101 251V252H100ZM112 251V252H111ZM117 251V252H116ZM21 252V253H20ZM91 252V251H90ZM103 252H104V254H106V257H108L109 258V260H108V258H104L105 257V255L103 254ZM27 253V254H26ZM37 253H39L38 255H37ZM41 253V254H40ZM54 253H55V256H54ZM63 253V257L66 259V261H65V259H62L63 257H62V254ZM66 253H67V255L68 256H66ZM69 253H70V255H69ZM72 253V254H71ZM76 253H77V255H76ZM79 253H81V254H79ZM83 253V254H82ZM95 253H97V254H95ZM102 253V254H101ZM111 253V254H110ZM20 254H21V256H20ZM31 254V255H30ZM43 254V255H42ZM65 254V255H64ZM79 254V255H78ZM100 254V255H99ZM114 256H113V255ZM27 255V256H26ZM28 255H30V256H28ZM40 255V256H39ZM45 255V256H44ZM47 255V256H46ZM57 255V256H56ZM92 255V256H91ZM12 256H14L13 258H12ZM16 256V257H15ZM25 258H24V257ZM35 256H36V258H38V259H36L35 258ZM76 256V257H75ZM98 256V257H97ZM102 258H101V257ZM113 256V257H112ZM12 259H11V258ZM72 257V258H71ZM75 257V258H74ZM78 257V258H77ZM114 257H115V259H114ZM119 257H120V259H119ZM82 258V259H81ZM94 258V259H93ZM111 258H112V260H111ZM11 259V260H10ZM24 259V260H23ZM25 259H27V260H25ZM32 259V260H31ZM75 259V260H74ZM78 261H77V260ZM81 259V260H80ZM104 259V260H103ZM117 259V260H116ZM8 260V261H7ZM14 260V261H13ZM20 260V263L22 262ZM57 260V261H56ZM58 260H61V261H58ZM88 260V261H89ZM102 260V261H101ZM106 260V261H105ZM116 260V261H115ZM124 260V261H123ZM13 261V262H12ZM17 263H16V262ZM34 261V262H33ZM39 261V262H38ZM74 261V262H73ZM76 261V262H75ZM81 261V262H80ZM114 261V262H113ZM11 262V263H10ZM33 262V263H32ZM36 262V263H35ZM57 262V263H56ZM83 262V263H82ZM96 262V263H95ZM105 262V263H104ZM111 262V263H110ZM113 262V263H112ZM92 263V264H93Z\"/></svg>",
    "mask_w": 264,
    "mask_h": 264
},
{
    "label": "crops",
    "instance_id": "crops-1",
    "mask_svg": "<svg viewBox=\"0 0 264 264\" xmlns=\"http://www.w3.org/2000/svg\"><path fill=\"white\" fill-rule=\"evenodd\" d=\"M246 1L253 40L222 61L214 83L227 121L198 133L186 149L183 174L194 200L172 207L156 223V264H232L234 258L235 264H264V234L236 253L237 232L225 213L264 185V144L256 135L264 131V0Z\"/></svg>",
    "mask_w": 264,
    "mask_h": 264
}]
</instances>
